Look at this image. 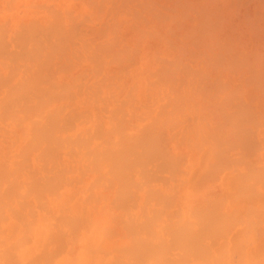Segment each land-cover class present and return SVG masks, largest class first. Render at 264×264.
Returning <instances> with one entry per match:
<instances>
[{"label": "bare ground", "instance_id": "bare-ground-1", "mask_svg": "<svg viewBox=\"0 0 264 264\" xmlns=\"http://www.w3.org/2000/svg\"><path fill=\"white\" fill-rule=\"evenodd\" d=\"M4 1H6V0H4ZM9 1L12 2V1H15V0H9ZM73 1L74 0H72L71 2H73ZM82 1H80L79 3H82ZM108 1L110 3L111 2L113 3V4H109V5H114V3H116V2L118 4V1L117 0H116V2H113V1H110V0H107L105 2L109 3ZM121 1H123V0H119L120 4L122 3ZM128 1L131 2V0H127L125 2L126 3H129ZM137 1L138 0H136V2L134 1L135 2L134 6L139 5L138 7L139 8L141 7L140 9H142V7L144 5L145 9L148 8V10L151 9V7H152L151 10L153 11V8H154L153 5L154 4L152 5L151 2L154 3V1L148 2L150 0H147L146 1L147 3H146L145 0H144V3L145 4H143V0H142V2L141 1L140 2L143 5L140 2H139L140 4L139 3L137 4ZM173 1L174 2H171V5L169 4L170 7H165V10L170 8V11L172 9H173L172 11H174L175 10L174 7L171 8V6H172V4L174 6V3L177 2L176 4L179 7L178 13H180V15L183 17L182 18L179 14H177L180 17V21L185 18L186 14L187 15L189 14L190 16H193V17H190L188 15V16H186V18H189V17L190 18H193V19L196 20V22L191 27L190 26L188 27L186 25L182 26V28L185 27V26L187 28L186 27H185L186 29L184 28L185 31H184V29H181L185 33H183L182 35L180 34L182 36V37L180 36V38H183L180 41H178V39H177L179 37H176V36H179L177 34L178 33L177 32L176 35H175V38L177 39L178 42H172V40H168V39H166L164 37L165 40L163 39V41L160 42V44H156V45H154V44L152 45L150 43V40L152 38H154L155 35L157 37L156 39H160L159 37L162 36V35L158 34V31L156 32V30L151 27L153 24L155 25L156 22H153L152 25L150 24L151 26L145 23V21H146V19H144L145 17H142L141 16V12L144 11V7H143V10H135V11H134V8H131L130 7L132 9V10L130 9L131 13L133 11V13L131 14V13H129L130 11L128 12V8L129 7L125 5L126 3H122V4H124L122 7L125 8L124 12L126 11L127 14L129 13V16H131V19L134 18L135 16H136V19H137V17H138V19L141 17L140 18V23L137 24V22H135L132 19L133 22L135 23V24H133V26H135V27H133L130 24L133 27L132 28L133 29V36L130 38V35H131L130 34L129 35V39H126L125 38L126 35H125L124 36V39L120 38V40H119L118 37H117V40H116V34L114 32L117 31V30H119V28L123 27V26L120 27V22L121 21L124 22L126 19L125 20H123V19L122 20H119L120 22L119 21H116L117 19L113 20L114 21V24L113 23L112 24H113V26L116 25L117 28H115V27H113L111 25L113 28L110 27L111 30H109V33L111 32L112 34H110V36L109 35L108 36H109V39L110 38H112V39H110V40L108 39L107 41H105V39L107 38V37L105 38V36H106L105 35V32H106L108 26H110V23L111 22L108 23L109 24L108 26H106V24H105L106 21L105 22L102 21L103 23H101V25H104L106 27V28L103 27V29H105V30H103L102 28H99V25L100 24L97 25V23H95V26L97 25L96 26L97 28L95 29L93 27V32H94V29H95V31L98 30L97 32L100 31L99 35L101 33H102L101 34L102 36L104 35L103 36L104 39L102 40L101 39L102 37H97L96 36V33L93 34V32L91 31L92 30V27H91V30L90 29L88 30L87 28H84L85 30L87 29L86 30L87 33H85V34L82 33V32H85L83 29L80 28L82 30V32L79 33L80 31H77L75 28H73V25L75 23H78V22H75V20L72 19L73 17L76 18V16H72L71 15L72 14L71 11H73V10H71L70 11L71 13H70V12L66 11V6H65V9L63 8L64 9V13L66 12L67 14H66V17H63V16H61V13L59 14V12H61L63 9L61 11L57 12L58 10L57 11L56 10L53 11L54 8L53 9L51 8L52 10H50V8L49 9L47 8L48 6L45 7V10L49 11V13H50L49 14L46 11L48 13V16H47L48 17V20H45L44 21V24L45 23H47V25L49 24L48 26L47 25L43 26V23H42V26H41V24H40L41 22H37L36 20L35 21H36V23H38V25H35V22H33L34 19H32L31 21H32V24L33 25H31V21L30 20L28 22V24L30 23L29 24L30 26L27 24V27L26 28H25L26 25L23 26L24 24H21L25 28V30L29 27L28 34H27V31L28 30H26V32L24 30L22 33L25 32L26 34H24V35L23 34L22 35L20 34V36L18 34L17 36H15L16 37V40H17V37L19 38V41L18 40H17L18 42L16 41L17 48H20L23 51V52L22 51H20V52L24 53L23 55L20 54L21 56H19L17 52H19L20 49L19 50H15L17 48L16 47L13 48L15 51H17L16 52L17 55H16V58L15 59L19 60L20 62L23 60L22 62L25 64L26 61H27L26 58L28 56H25L26 58L23 57V56L24 55H31L30 57H31L32 60L29 57V59L31 61H27V63H29V65L27 63L25 64L27 66V70H28L27 73H29V75L31 74L30 73V70H29L30 68H32L33 71H36V74L34 72V73H32L33 75L31 74V76H26V74H25V76H26L25 78H23L21 76H23V73L26 72V70H25V67L26 66L23 63H22L23 66H21L22 64L21 65H20V63L18 64L17 63V60H15V62H14V59H12V58L15 57L14 56L15 55V51L13 52L14 55L11 54L12 53L11 51H13V50H10V52L8 51L9 52V55L11 54V56H13L12 58L6 52V50H8V49H6L5 47H8V46H6L7 45V43H6L7 40H4V38L6 37L5 36L6 31L8 32V30H9V29L6 30V26H8L7 25L8 23H5L6 21H4V23H1L0 22L1 25H3V24L5 25V26L3 25L4 28L2 29V30L5 29L4 30V33H2L3 31L2 32L0 31V33H2V35H3V37L5 36L4 38H2V36L0 35L1 36V40L3 39V42L6 41L5 42L6 44H3L2 43L3 46L0 44L1 47H3L5 49V50H2L3 53L6 52L5 55L7 54L4 58L5 59H8V60H11L12 59L13 62H14L13 65H17V64L19 65V68H18L17 66L13 67L9 63V65L7 64L6 67L9 70L12 69V70H10L11 73L10 74L7 73L8 74L7 75V74H5L4 71H2L5 74V76L3 75V77L1 76V73H0V88H2L3 89V92H4V94L2 95V98H0V121L2 120L1 122H3L5 119H7L9 122L12 123V125L13 124H14V126L16 125L21 130V134L19 135V139H17L18 138L17 137L18 135L14 134V136H15L14 138H15V140L17 142H19V146L15 150L12 149L13 151H11V152H9L7 150L8 153L7 154L4 153V155L0 158V222L4 221V219L5 220L7 219L4 215L8 211H10V210H13V212L15 211L14 213L17 214L16 216H18L19 213H21L22 210H24V207L31 206V205H29V204H31V202L29 203V201H32L33 200V202H36V204H37V201H35V200L38 199L39 196H40V199H41L43 197V193L44 192H47L48 195H49L54 190H56V191L53 192V194H56L57 195L58 194L57 193V190L58 189H60L63 185H65V184L68 185V183L70 184L72 182L71 179H70L71 182L69 181V179L67 181V178H68L66 176L67 173L72 172V171H70L71 169L76 170L77 168H78L79 174L81 172H82L81 174H84V172H86V174H88V175L91 176V181L88 182V185L85 184V183H83V185L85 184V185H87V187L89 185L91 187L94 184H95V187L96 188L94 186H93V188H95V189H98L97 187H99L101 185L105 186V187H103V186H101V187L106 188V189L107 188H111L112 189V187H114L115 188L114 190H116V191L118 190L120 194L124 193L125 196L127 194H129L128 193L129 190H130V193H131L132 189H133V193L136 191V189H139V191L141 189H143L145 191H147V189L148 190L150 189L151 190L150 192L147 191V192H149L148 193L149 194V197L148 198L151 199V197L154 196L155 198L152 197V200L155 199L156 202H154L155 201L154 200L153 203L155 205L156 204L157 205H160V207H161V205L163 203L161 202V204H159L160 203V199H157L158 197H160V195L156 194L157 192L158 193L160 192L159 189H158V187H157V189H155L153 187L154 188L153 189L151 187V184L147 183L146 181L149 180V178L152 175H154V178L151 177L152 180L157 179L156 173H159V172L162 173V172L165 171V170L163 171V169H166V165H165V168H163L164 166H162V163H164L165 160H164V162L160 161L161 157H164V156H167V157H165L166 158V161L167 160L168 161L172 160V161H170V163L172 162V166L171 167H174L173 165H175V167L173 169H176L177 168V169H179L178 172H181L180 171L181 169L178 168L179 167L178 164H180V160L183 159V158L180 159V157H181L180 154L181 153L178 155L179 158H178V156L176 158L175 156H173L174 153L173 154L170 153V149L169 148H168L169 150L167 148H165L166 145H167V142L166 141H168L169 138L167 140H165V141H162V143L159 142V146H157L158 144L155 146V143H158V141L161 139V136H162V139L163 138L166 139V137H165L166 134H165V131L164 130L165 129H169L171 126H173L175 124L176 125L177 124L179 125L178 130H179L180 127H183V128L186 127L188 129L189 126H190V124L193 126L194 129L192 127L191 128L194 130V135H193V132H192V129L191 128H189V130H187L186 132H185V128H184V131H183V128H182L181 129L182 130L181 132H185V133L188 132V135L186 136V143L188 144V141H191V139H192L193 142L191 141L192 142L191 145L194 146L195 149L198 148V150H200V148H202L203 145L204 146H207V148L205 147L207 149V153L206 154L209 153V155L211 156V159L213 161V163L210 162V163H212V164H210L209 163V159L205 156L208 159V160H206V161H208V163H207V169H209L210 167L211 168L213 167V169L211 171L210 170L211 168H210L207 172H205V171L204 172L205 173H208L209 171L212 172L211 176L214 177V175H215V178H214L215 180L217 179L218 173L221 172L218 168H220V169L221 168H223V169L225 168V170H226L227 169L226 167L229 166L230 164H232L234 166V164H237L238 162H241V161L244 162V163L246 162V158H243L244 161L242 159H241V161L238 159V158H240L239 157L241 155L240 153H242L244 155L247 153V155H249V157L252 158L251 157L252 156L251 153L254 154L253 151H256V149L258 148V143H259V142H257L255 140V137L253 136V134L255 135L256 131H258V130H260L262 133H264V103L257 104V107H253V106H251L249 104V102L252 101V99H249V101L247 100V102L244 103L245 101L242 100V97H243L242 95L244 93H248V91H246V89H247V87L251 86L249 88H251V90H252V88L255 89V93H256V95L257 94L260 95L259 96L260 99L261 98H264V52L261 53V51H258L261 54L258 53L256 55V53H253L252 56L251 55L249 56V53L239 52L240 58L236 56V52L234 53L235 55H233L232 53H228V52H231V50H230V48H232L231 46L233 45V47H234V44L231 41L232 37L229 40V37L226 36L225 38H227L228 40L227 39L224 40V39H220V38L218 39L217 38L218 36L217 37L215 36V31H216V28L215 27H217V26H214V24L216 22L222 21V19H221L220 15L217 12H216V14H218L219 16L218 15L217 16L220 17V18H217L216 16H214V15H216L215 14V11H217L216 8H218V6L214 5V6H212L213 8L207 6L208 3H211L210 0H204L203 1L204 3H202V2L199 3L201 0H199V1L198 0H173ZM223 1H225V0H222V2ZM237 1L238 2H242L243 1V3H241L240 5H244V4L250 5V3L253 2V7L254 8L256 6H258V7L255 8L257 10L253 13V16H250L249 15L250 16L249 18L247 16V18L243 22H246V23H249V24L251 23V25H254L255 28H253L252 26L250 28L255 29V30H258L259 34L261 35V40H262V38H264V36H262V35H264V26H262V25H264V24H262V23H264V0H242V1L241 0H237ZM11 2H9V3H11ZM212 2L215 3L214 0ZM229 2H232V0H230ZM7 3H6V6H4L5 7L4 9H6V7H8L7 6ZM30 3H32V2L30 1ZM30 3L26 7L29 8ZM83 3L86 4L85 5L86 6L85 8H88V6H89L90 7L89 10L92 9L91 12L94 11V14L97 15V17H96L93 14L94 15V18L95 17L96 18L100 17V18H98V19H100L99 21H101V19L105 18L106 16L108 18L109 15H110L109 16L110 18H113V17H115V15L118 14V12H120V14H121V11H122V9H120L121 11H119V9H118L121 5H117L118 8L115 7L116 5H114L113 7H115V9L117 8L116 11L115 10L114 11L112 10L113 7H106V8H110L111 9V10L109 9L110 12H113L114 14L113 13H110L109 14V11L106 8L105 9L108 12L107 11L106 12H103L101 10V7L103 6L102 5L103 0H85V2L83 1ZM149 3L151 5V7L149 6ZM254 4H255V6H254ZM42 5H44V4H42ZM42 5H39V6H42ZM80 5H81V7H83V4H80ZM140 5H142V6H140ZM157 5H158V3H157ZM30 7H35V6H30ZM126 7H128V8H126ZM225 7H226V5H225ZM230 7H233V6H230ZM230 7L228 9H230ZM43 8L41 10L44 11ZM163 8H161V9H163ZM210 8H212L213 10H211ZM238 8H237V12H238ZM228 9H226V10H228ZM259 9H260V12L262 13V15H261L260 12H258L260 15H256V14H258L257 11ZM6 10L8 11V9H6ZM81 10H83V8ZM81 10H78V11H81ZM89 10L86 9V11H89ZM117 10H118V12H117ZM151 10H150L149 13L147 12L146 14H148V15L151 14V17L153 16L152 18H154V21H156L160 17L161 18L159 20H157L158 22L161 19H164L166 16L170 17V15H166L165 16L164 13H161L156 8L154 9L155 12H153V13H155V15H154L153 13H151L152 12ZM235 10H234V13H237V12H235ZM7 11H4V12H7ZM9 11L11 12L12 9L9 10ZM43 11H41V12L43 13ZM50 11H53V12H50ZM138 11H140V13H137ZM175 11H177V10H175ZM212 11H213V13H212ZM0 12H3V11H0ZM38 12L39 11H37L36 13H38ZM42 13H41V15H42ZM134 13L136 14L135 16L133 15ZM160 13H161V16H159ZM39 14H38V16H39ZM120 14L117 17H120V19H121V16H123V15L121 14V16H120ZM211 14L212 15L214 14L213 17H215L213 19V21L211 20V18H212V15ZM43 15H44V13H43ZM45 15H46V13H45ZM45 15L43 17H45ZM67 15L69 17H71V18H69ZM76 15L79 16L80 14L77 13ZM18 16H19V14H18ZM124 16H127V15L124 14ZM154 16H156V20H155V17ZM173 16H174V14L171 15V17H170L171 20H169L168 17H166L164 20H166V19L169 20L170 24H171V21H172V23H174V21H176L177 22L176 25L179 26V24H180V26L179 27L178 26L177 27L175 26V29H180L181 28V24H183V23H179L176 20V18L173 17ZM67 17H68V20H71L70 21V25L69 24H66V22H67L66 21V18ZM82 17H86V21H89L87 19V16H84L83 15ZM162 17H164V18H162ZM172 17H173V19H175L174 21H173ZM43 19H45V18H43ZM109 19H107L108 20L107 22H109ZM131 19L130 20H127V22L128 21L130 22ZM143 19L145 21H143ZM193 19H190V20L192 21ZM83 20H85V18ZM150 20H151V18H150ZM164 20H163V22H165ZM190 20H189V22H190ZM7 21H8V19H7ZM73 21L75 23H73ZM81 21L82 20H80V22ZM146 22L149 23L148 21H146ZM213 22H215V23H213ZM238 22H240V21H238ZM71 23H73V24H71ZM98 23H100V22H98ZM161 23H162V20H161ZM78 24H81V23H78ZM121 24H122V22H121ZM123 24L125 25V22ZM218 24L219 23H216L215 25H218ZM21 25L19 24L20 27H22ZM66 25H68L69 28ZM71 25H72V28H71ZM84 25H86V24H84ZM130 25H127V26L130 27ZM79 26L80 25H78L77 27H79ZM88 26H89V24H88ZM127 26H125V27H127ZM230 26L226 30H228L229 28L232 30V28ZM246 26H247V24H246ZM2 27H0V28H2ZM48 27H49V29H47ZM125 27H123V28H125ZM218 28H219V30H222V27H221V29H220V27H218ZM245 28H247V27H245ZM73 29H75V33L74 32H71V31H74ZM101 29H102V31H101ZM162 29H165V31H166L165 33H168L170 31L171 32V35H170V33H168L169 36H172L173 35V31L170 28V26H168L167 29L166 28H162ZM20 30H22V29H20ZM38 30L41 31V32H39L40 34L37 33ZM124 30H126V28ZM231 30H230V32H231ZM76 31L80 35L82 34V36L85 35L84 38H82L80 36L82 38V39L80 38L81 41L83 40L82 42H80V44L78 43L79 41L76 38V36L79 35V34L78 35L76 34ZM89 31H91V34H93V36L95 35L94 36L95 38L93 36H92L93 38L88 37L87 34H88ZM103 31H105V32H103ZM129 32H131V31H129ZM258 32L257 33L254 32V33L258 34ZM113 33H114V36L112 37ZM119 35L117 34V36H119ZM183 35H184V37H183ZM258 35H256V36H258ZM120 37H122V36H120ZM237 37L234 36L235 41H237ZM75 38L78 41L77 43L76 42H73L75 40ZM99 38H100V41H99ZM113 39L116 40V41H114ZM111 40H113L114 42L111 41ZM11 41H13V40H11ZM102 41H104L103 42L104 44L106 42H107V44L109 43V45L107 46V44H106L104 46V44H102V46H101L100 44H101ZM169 41H171V42H169ZM246 42H248V41H246ZM8 43H10V41ZM73 43L74 44L75 43L78 44L77 45L78 48L75 45L76 46V49H75ZM153 43H155V42H153ZM238 43L239 42L237 41V44ZM239 45H243V44L239 43L238 46ZM14 46H15V44H13V47ZM150 48H152V52L150 50L151 53L148 50ZM144 49H146L147 51L143 54L141 52ZM162 49L168 50L167 52L169 54H171L172 57L166 58V57L160 56L159 55V52ZM0 50H1V48H0ZM2 51L0 53H1L2 56H4V54H2ZM42 51L45 52L44 55H46V56L43 57ZM47 51H49V52H47ZM25 52H27V54H25ZM184 53H187L188 54V57L187 58H189L190 56L193 57V61H190L189 64L192 63V62H194V61L196 62V65L195 66H200L199 64H201V65L203 64L202 66H204V67L206 66L205 67L206 70L209 68V72H206L205 69H204V72L201 71L202 72L201 73L200 70L197 67H191V68L189 67V69H188V63H187V60L188 59L186 60V62L183 60L185 58L182 59ZM242 54L244 55L243 57H245V59L242 57ZM95 55L98 56V57H96ZM165 55H166V53H165ZM7 56H9V58H7ZM17 56L22 57V58H19L18 59ZM91 56H93V58ZM246 56L248 58H246ZM95 57H96V59H95ZM138 57L139 58L143 57V59L141 58V60H143L145 63H148L151 60V62L154 64V68H152V71L149 70L146 73L147 74V78H149L150 76L152 78L154 77V80L153 81H156V83L154 82L155 83L154 85L152 84L153 82L150 83L148 81L151 78L146 79V77H143L144 79H141V78L138 79L136 77L135 78L132 77L133 79L131 80V78H130V81L127 79L128 75H131L133 73L131 71L132 66L135 65L136 62H139L138 61ZM23 58H25V59H23ZM82 58H85V60H87V59H89V60L94 59V60H91L93 62L92 65L89 62V64L92 67L93 73L92 74H88V77H87V79L85 78L86 79L85 81H86V84L87 83L89 84L90 82H87L89 80L88 78L92 79V82L91 83H92V85L93 84H96V87H95V85H93L96 89H94V87L92 86L93 87L92 89H94L95 91L94 90L91 91V88H90L91 86L90 85H87L90 88V90H89V88L87 86H85V88L87 87V89L90 91V92L88 91L89 93L87 91L85 92L86 94L87 93L89 94L88 97H86L87 95L85 93H83L85 89L83 88L81 90L82 82L84 80V79L82 80V78L85 77V76H83L82 78L80 77L81 79L79 78V82L80 83H78V84L75 85L76 82H74V81H77L78 82L77 77L82 76V74L84 73L83 72L84 69L86 70L87 67L81 68V69H83V71H81V69L79 70V71H81V73L78 74L79 76L76 74V77H73L74 79L70 77L71 80L69 81L67 79V81H69V82H65L64 85H60L61 83L62 84L64 83V82H61V81H59L61 83L58 84L57 82H54V80H53V82H52L53 85L51 84V82H49V83L47 82L48 83L47 84L46 81H44V80L51 81L50 79H53L54 78L52 75L57 72L55 69H58V71H60V69H61V71L63 73L65 72L66 77L69 78L68 77L69 76L68 73H69L70 70L68 71V66H70L69 67V69H70L73 66L71 64L75 60H77V61L80 60L81 61ZM0 59L3 60V58H1V57H0ZM20 59H22V60H20ZM51 59H54V60H57V59L60 60L61 59L63 62L60 61L61 62V63H59L60 64V67H59V64H58V68H57V66H55V68H53L54 69L53 70L52 69V65L54 67L55 63L51 62L52 61ZM12 60H11V62H12ZM33 60H35L34 61L35 62V66L36 65L38 66V67L36 66L35 69H33V63H31V62H33ZM85 60L82 61V62H85ZM151 62H149V64ZM4 63L2 64V61H0V64H2L0 66H3ZM76 64L79 65L78 63H76ZM89 64H88V69H87L86 72H89L90 73L91 68H89ZM9 66L11 68H9ZM29 66H31V67H29ZM39 66H40L41 70L39 69ZM139 66H137L136 68L138 69ZM151 66H152V64H151ZM202 66H201V68H202ZM20 67H23V69L21 70V72H23V73L21 74V76L18 73V76H20V79H22V81L19 83V81H17V78L18 77L15 75V73H17V72H16V69L14 70V68H17V69H19L18 71H20ZM147 67H149V66H147ZM3 68L5 69L4 66H3ZM64 68L66 70H64ZM78 68H79V66H78ZM42 69H43V71H42ZM50 69H52L53 71H51ZM104 69H106V71L108 72L107 74L104 72ZM107 69H109V71ZM132 70H133V68H132ZM38 71H39V74H37ZM67 71H68V73H67ZM135 71H136V69H135ZM7 72H9V71L7 70ZM41 72H42V75L43 76L41 75ZM75 72H76V70H75ZM226 72H228V73L230 72L231 75H234L235 74L234 76L238 77V81H240L239 78L243 75L244 76V79H243L244 84H243V86L241 85L242 82H240V85L241 86H238L239 83L237 84V86H232L231 84H229L231 82L229 80L227 81V76L230 78L231 75L230 74L228 75ZM143 73H144V71H143ZM236 73H238L239 75H237ZM146 74H144V75H146ZM13 75L15 77H17L16 78V81H15L16 83H14V84L7 83V82H10L11 79H13ZM140 75H141V73L138 76H140ZM41 76H42V78H41ZM8 77L9 78L12 77V78L11 79H7V80H4V81H7V82L1 81V79L3 80V78L6 79ZM91 77H94L95 79L97 78L96 80H97V82L98 81L99 82L96 83V80H93L94 78H91ZM18 80H19V78H18ZM40 80H43L44 83L47 84L46 86H49V84H51V85L49 87H46L45 84H42V81H40ZM241 81H242V79H241ZM71 82H73L74 84L71 83ZM54 83H55V85H54ZM56 83H57V85H56ZM7 84H9V85H7ZM86 84L84 83L83 85H86ZM98 84H99V86H98ZM43 85L46 88L43 87ZM235 85H236V83H235ZM77 87H79V90H77L78 89ZM99 88L102 89L101 92H100ZM164 88L165 89H168V91L169 90L171 91V97H170V99L166 98L165 103H163V105L161 104V108L162 109H158L159 111L155 113L156 115L153 118H150V120L152 119L150 122L143 123V125H141V126H139L140 125L139 124L138 125L139 126L138 128L137 127L135 128L134 127V124L133 125L131 124V126L136 129L135 131L126 130L127 127L123 125V122L127 121V119L125 120L123 118V116L124 115L125 116H128L124 112L126 110H129L130 108H132V105H133L132 99H134V98L131 96V93L133 92L135 94L138 90H143L145 92L146 91L148 92L149 90H155V93L157 91L158 95H160L159 94V91L161 90L160 92H162ZM74 90H76L75 93L78 96H82V95H79L81 93L85 94L86 95L85 97L87 98V101L92 100L93 101V104L94 103H97V102H100L101 104L97 103V105H95V106L93 105L94 109H97L96 106H100V109H99L98 112H99L100 115H102V118L105 117L103 115L108 114V118H110L112 121L109 120L106 117L109 120V122L107 123V121H106L104 123V127H103L102 126V123L103 122L100 121L101 118L99 116L97 117V115H95L96 119H94L95 117L93 119L87 118L88 117L87 115H90V112H88L89 113L88 114L85 109H83V110H85L86 112L83 111L82 108H80V111H82L81 113H83V114L77 113V112L75 114L74 111H73V108L74 107L71 108L70 105L67 106L64 102L63 103L65 104V106L63 104L58 105L60 102H62L63 99L65 100L64 97H66L67 95H68V97H66V98H68V100H70V101L71 100L73 101L74 96H73L72 93L74 92ZM119 90L121 91V93H120ZM80 91H82V92H80ZM170 91H169V93L167 92L166 94L165 93H161V94H163L164 97H167L170 94ZM68 92H71V94H69ZM77 92H79V93H77ZM101 93L108 94L109 95V96H107V102L106 101H105V103L102 102L103 101L102 99L105 98V100H106V96L101 98ZM111 93H116V95L118 94L119 97L117 96L118 98H116V100H114L113 94H111ZM69 95H71V96H69ZM142 95L143 96L146 95V96H144V98H145V101H147L146 98L149 97V96L147 94H145V93L142 94ZM240 96H241V98H240ZM252 96L254 97V95H251L250 97H252ZM85 97H84V99H85ZM110 97L113 98L112 100H114V104L113 103L112 104H109L110 102H113L111 100H110V102H108V99H110ZM114 97H115V95H114ZM135 97H136V95H135ZM141 97H139V98H141ZM164 97H163V99H164ZM155 98L157 99V97H155ZM159 98H160V101H161V97H159ZM238 98H240V100ZM257 98H258V96H257ZM136 99H137L136 100V102H137L138 101V98L136 97ZM156 99H153V100L156 101ZM255 99H256V97H255ZM149 100H151V99H149ZM241 100L243 102H241ZM258 101H259V98H258ZM260 102H262V100ZM68 103H70V102L68 101ZM146 103L148 105V102H146ZM153 103H155V102H153ZM82 104H84V103H82ZM90 104H91V101H90ZM74 105H76V104H74ZM135 105H137V104L135 103ZM166 105L168 106V108L166 110H164L167 107ZM66 106L70 108L69 111H72V114L71 115L68 112L67 108L65 110V107ZM145 106H146V104H145ZM145 106L142 105L143 108ZM154 106L155 105H153V107ZM159 106H160V104H159ZM164 106H166V107H164ZM61 108H64V109L61 111ZM137 109H139V108L137 107ZM154 109H152V110H154ZM156 109H157V107H156ZM87 110H88V108H87ZM131 110H134V109H131ZM152 110L151 111L150 110L147 111V112H150V113H146V111H144V112L147 115H149V114L152 113ZM64 111L66 113V114L64 113L66 116L63 114L62 118L59 117ZM131 112H132V114H130L128 117H132L133 111H131ZM144 112L142 114H144ZM183 112L184 113H188V114L190 112H192L193 115H194V113L195 114H199V115H201L202 119L199 118V121H198V119H196V117H195V119H196L195 120L194 119V116H193L192 117V119H193L192 122L194 124H192L190 122H189L190 124H188V121H187V124H185V122H184L185 120H182L181 121V119H180L181 116H183V114H181ZM74 114H75V116H74ZM84 114H87V115L86 116H83ZM177 115H180V116H178L179 118L177 117ZM186 115L184 114V116H186ZM64 116L67 117L66 118L67 120L65 119L63 121V117ZM144 116H146V115H144ZM69 117L71 118V121L69 120L70 119ZM78 117H80V118H78ZM186 118L188 119V116H186ZM144 119H145V117H144ZM190 119H188V120H190ZM206 119H207V121L202 124V121L203 120H206ZM74 120L76 121V123L73 122ZM98 120L100 121L99 124L97 122ZM103 120H104V118H103ZM195 121L196 122L198 121V122L195 124ZM134 122H135V120H134ZM5 123H7V122H5ZM86 123L87 124L96 123L98 125H94L93 124L94 126L90 128V127H88V125ZM126 123H127V125L129 124L128 121ZM108 124H109V127L107 128ZM6 125H8V124H6ZM80 125H82V127L85 126V125H87V126H85L87 128H85V127L82 128V127H80ZM185 125H187V126H185ZM125 127H126V129H125ZM171 130H172V128H170V131ZM178 130L175 131V126H174V130H173L174 133L173 132L170 133V131H168L169 134H170V136H171V137L169 136L170 137V140H172L175 137V135L177 136L178 132H180ZM5 131H7V130H5ZM14 131L15 130L13 129L12 132L14 133ZM163 131H164V134L162 133ZM181 132H180L181 136L178 134L181 137V139H179L180 137H178L177 140H176V137L174 138V140L176 141L177 144H179V143L182 144V142H181L182 137L185 136L184 135L185 133L182 134ZM196 132L198 134H196ZM4 133H6V132H4ZM173 134H175V135H173ZM188 136L191 137L189 140H188ZM262 137H264V136H262ZM14 138L12 139L13 141H11L12 142V146H13V143L15 142L14 141ZM2 141H3V139H2ZM17 142H16V145H17ZM163 142H166L165 143L166 145ZM183 142H185V140ZM183 144L186 145L185 143H183ZM160 145L161 146L164 145V146L161 147ZM188 145L190 146V144H188ZM188 145H187V147H189ZM159 147H160V149L161 148H164V149H161V151H160L159 150ZM226 148H227L228 151L231 150L232 148L233 149L234 148L237 149V153H238L239 156L237 155V157H236L237 159L235 161H234L235 158L234 159H231L230 158V155H229V157H228V155L226 157V155H225L226 152H224V149H226ZM259 148L264 149V146H261V147L259 146ZM259 148H258V150H259ZM208 149H210V151ZM227 150H225V151H227ZM168 151H169V153H167ZM168 154H169V156H168ZM204 155H205V153H204ZM153 156H158V160L160 162L157 163V164H158L159 168H162V170L159 169V171H158V169L157 170L155 169V171H157V172H154V174L152 173L153 172V170H152V172H151L152 175L149 174L150 177L148 178L147 177L148 174L146 176L142 175V173L146 174L144 170H143L144 172L142 171V169L143 168L145 170L147 169L145 167L146 163H148V161H149V163H151L150 162V160H152L151 158H153V159L156 158V157H153ZM172 156L175 157V159H172ZM259 156H260V154H259ZM62 157L68 158L69 161L68 160H65V161L63 160L64 162H62L61 161ZM183 157L185 158L184 155H183ZM241 157H243V156H241ZM37 158H38V160H41L43 162L42 163L43 166H42V164H40L41 166L39 168L41 169V172L43 173L44 177H43V175L42 176H38L37 175V172L36 173L34 172V170H35L34 168H33L34 170H30L32 168L29 169V167L31 165V164L29 165V160H32V159L33 160L34 159L36 160ZM145 159H146V163L143 162V161H145ZM163 159L164 158H162V160ZM176 159H179V161H177ZM155 160H157V158L154 159V161ZM232 160L235 163H233ZM257 160H256V162H257ZM201 161H203V160H201ZM206 161L204 162V164L206 163ZM242 162L240 164H243ZM248 162H249V160H247V163ZM76 163H83L84 165L83 164L82 165L84 167H82L81 169L79 168V166L75 167L76 166L75 165ZM170 163H168V165ZM183 163H185V162H182V164ZM251 163L254 164V162H251ZM251 163L249 164L250 166L253 165ZM259 163H257V164H259ZM46 164H47V166H46ZM159 164L161 165V167H160ZM221 164L225 165V167H223V165L221 166ZM77 165H79V164H77ZM142 165H144V166H142ZM147 165H149V164H147ZM151 165L149 167L150 170H151ZM208 165H210V166H208ZM249 165H247V166L244 165V167H243V170L244 171H241V172H239L240 170L239 171L235 170V168H233L231 170L230 169L231 166H230V168H228V169H230V171H228V169H227V171L229 173H234V171H237L236 174L234 173L233 175H235V176L237 175L238 177L240 176L239 179L237 177L235 179V180H238L237 181L238 183L236 182V184H235L236 185V192L234 191V193L239 194L240 197H242V195H243L244 198L246 197L244 195H247L248 200H249V198H252V197L254 198V197H257V196L258 197L261 196V195H259V192L255 190V188H257V185L258 184H259L258 186L261 185L260 187H264V169H262V167H261L262 165L261 166L259 165L261 168L257 167V169H256L255 168L256 164H254L255 166L253 165V168H255L256 170L255 169H251L252 166L250 167ZM69 166L70 167L72 166L75 169L72 168V167H71V169H69L70 168ZM245 166H246V168H245ZM248 166H249V168H247ZM44 167L46 168V170H45ZM42 168H44V169H42ZM140 168H142V169L140 170ZM156 168H158V167H156ZM177 169L175 171H176V174H177V176L179 178V175H181V174L178 175ZM47 170H49L50 174H47ZM52 170H55V171L53 172ZM68 170H69V172H68ZM168 170H172V168L171 169H168ZM198 170H199V168H198ZM51 171H52V173H51ZM141 171H142V173H141ZM146 172H147V170H146ZM172 172L171 171L170 172L167 171V174L169 173V175H172ZM187 172H186V175L188 174ZM216 172H217V174H216ZM38 173H40V172H38ZM148 173H149V171H148ZM194 173L196 174L197 172H194ZM205 173H201L200 174V177H201L202 174H204V176L202 175L203 176L202 178L207 180V176L205 175ZM140 174H141V176H140ZM45 175H47V176L45 177ZM173 175H175L174 172H173ZM82 176H80V177H82ZM143 176H144V178L147 177L148 179L147 178H145V179L143 178V181L142 182L140 181L142 183V185H141V184H139L140 182L138 181V178L139 177L141 178ZM197 176H198V179H199V174ZM211 176H209V178ZM80 177L79 178H76V179H79V181H81ZM162 177H164V176H162ZM167 177H168V179H171V180L172 179L173 180L175 179V176H174V178H173V176H172V178H171V176H167ZM74 178H75V176H74ZM140 178H139V180H141ZM164 178H162V179L164 180ZM202 178H201V181L203 180ZM209 178H208L207 181L214 180L212 178H210V179ZM226 178H227V176H226ZM168 179H166V180L168 181ZM152 180H149V182L152 181ZM159 180H160V177H159ZM166 180H164V181H166ZM206 180H204V182H200V183H196V181H195L196 187H199V189L198 188H195V189H197L198 191H200L202 187H204V189L207 188L206 185L203 186V184L205 183ZM235 180H234V183H235ZM154 181H152V182L154 183ZM66 182H68V183H66ZM78 182L76 181L75 183H78ZM133 182H135V183H133ZM143 182H145L147 186H144L145 184L143 185ZM181 182L182 181L180 179V183H178V184L179 185L182 184ZM197 182H198V180H197ZM89 183H91V184H89ZM96 183L99 186H97ZM161 183H162V181H161ZM163 183L165 184V182H163ZM198 184L201 185V186H197ZM232 184L233 183H231V185ZM176 185H174V187H176ZM149 186L151 188H149ZM73 187H75V186L73 185ZM87 187H84V190L85 189H90L89 187L88 188ZM136 187H139V188H136ZM145 187H147V189H145ZM165 187L167 189L168 188L170 189V190L169 189L167 190L165 188L166 189V192H167L166 193L167 195H170L171 194L170 192L168 193V191H171L172 192L171 189L172 188L175 189L172 186V184L171 185L168 184V186L166 184ZM177 187L179 188V186H177ZM103 188H101V189H103ZM233 188H234V186H233ZM81 189L83 190V188H81ZM163 189H164V187L161 188V190H163ZM82 190H80V192H82ZM91 190H92V187H91ZM152 190H153V192H152ZM154 190H156V192ZM89 191H88V194L87 195L90 194ZM124 191H127V192H124ZM175 191H173V192H175ZM85 192H86V190H85ZM173 192H172V194H173V196H175V194ZM193 192H196V191H193ZM92 193H94V192L91 191V194ZM151 193H152V195H151ZM153 193H155L156 195L155 194L153 195ZM206 193H207V191H206ZM41 194H42V197H41ZM117 194H118V192H117ZM117 194H114V195L117 196ZM120 194H118V196H120ZM124 194L121 195V199L123 198ZM159 194H161V192ZM214 194L216 195V194H220V193L219 192L218 193L217 192H213V195ZM260 194L264 195V193H260ZM87 195L85 194V196H86L85 199L88 197ZM164 195L162 194V197ZM209 195H207V197ZM213 195L211 194V196H213ZM221 195H223V194H221ZM225 195L226 194H224V196ZM95 196L92 195L91 198L89 197L87 199H92V198H93L92 200H94V199H100V198H98L97 195H95ZM116 196H114V197H116ZM173 196H172L171 199H173ZM235 196H236V194H235ZM56 197L58 198L59 197V194ZM114 197L112 198V200L114 199ZM162 197H160L161 198V201L162 200L164 201V199ZM169 197L165 196L164 198H169ZM215 197H217V196H215ZM215 197L213 196L212 199H214ZM262 197H264V196H262ZM225 198H226V196H225ZM235 198H233V199H235ZM40 199H38V200H40ZM102 199H104V198H102ZM126 199L129 200L128 197L127 198L125 197L124 200H126ZM131 199H132V196H131ZM205 199H206V202L205 203H207L208 200H211V197H210V199L208 198V200H207L206 197H205ZM216 199H218V198H215V201L212 200V201H214V204H213V202H209L208 201L209 203H207V204H209V205L206 204L203 207L200 206V208L202 207L204 209L203 210L202 209L198 210L199 212L196 211V214H194L195 213L194 210L196 209L195 208L193 210L194 213L191 212L193 216L195 215L194 218H193L194 219L193 222L190 221V222L187 223V221L184 220V221H186V223H185V222H182L183 220L182 221L181 220L179 221L177 218H175V221L178 220L176 222V226H175L174 221H171L169 219L170 222H173L174 223V226L177 229V232L178 233H176V234H175L176 231L173 230V225H171L170 222H169L170 223L169 224L170 227H167V226H169L168 225V221L169 220H166L167 221L166 222L167 223V225H166V228L167 229L166 228H163V229H165L164 231L167 232V233L168 232L171 233L170 231H167V230L169 228H170V230H173L174 233L172 231L171 234H174V235L173 236L170 235L169 237L172 239L171 241L175 245V249H177L178 253H179V251H181L180 253H182V251H183V253L185 252L182 255L180 254L181 255V257H180L181 259H179V260L181 262L178 261V263H180V264L181 263L182 264H186L188 262L187 260L190 259L189 261L190 262L193 261V263L195 262L194 264H212L211 262H212V259H213L214 256L212 258H210L211 252L213 251V250L211 251L210 248H211V245H213V242H214V244H216V242H218L217 240H219V238H220L221 235H222L221 238L222 237L224 238L226 236V235H224L222 233L224 231H227L225 229H228L229 230L231 228V225H235V224H232L233 221L235 223H239L240 224V222H238V221L242 220V219H240V217L243 216L242 215V213H243L242 210L244 209L242 207L243 204L241 203L242 200L239 199L240 200V203H241L240 209L242 208L241 209L242 212L241 211L238 212V214L241 215L240 217L238 216V219H239L238 220V219H235V217H234V214L237 213L236 211H232L230 213V211H231L230 210L228 212V214H226L223 211L224 213L221 212V213H223L222 214L223 216L220 215V214H218L219 209L222 210L223 207H221L222 206V204H221L222 203L221 196H220V199L219 200H216ZM44 200L45 199H43L41 201V203H39L40 202L39 201L38 202V205L41 206L43 204V206H45L44 204H45V202L47 200L45 202H44ZM122 200H120L119 202H121ZM148 200H147V202L145 201L146 204L148 203ZM152 200H150V201H152ZM113 201H115V200H113ZM166 201L168 203V200H166ZM219 201H221V202H219ZM249 201L253 202L254 200L252 199V200H249ZM123 202H125V204H126V201H123ZM255 202H256V200H255ZM132 203H133V200H132ZM170 203H171V206H172V201L171 200H169V203L168 204H170ZM203 203H204V201H203ZM218 203H220V205ZM237 203H235L236 206L238 205ZM223 204H224V201H223ZM253 204H255V203H253ZM262 204H264V202H262L260 204V206H259V204H257L258 205L257 212H259V210H262L261 209V206L264 207V205H262ZM126 205H125V207L128 210V205L127 206ZM148 205L151 207L150 204H148ZM164 205H165V203H164ZM200 205H203V204H200ZM250 205L251 206H247V207L248 208L251 207V209H252L253 208L252 207V204H250ZM13 206H17L18 208L20 206L22 208V209L19 208V209H21V212H17L16 213V209L13 208ZM119 206H121V205H119ZM142 206H144V205H142ZM163 207L164 206H162L161 209ZM194 207H196V206L194 205ZM194 207H192V209ZM31 208L28 207L27 211L30 210L31 212H33L32 214L34 215L33 207H31ZM143 209L145 210V207ZM198 209H199V207H198ZM231 209H233V208H231ZM141 210H142V207H141ZM153 210H156V209H153ZM158 210H160V209H157V211ZM165 210H167V209H165ZM189 210H190V208H189ZM235 210H238V209H235ZM249 210L250 209H248L247 211H245L246 212V214H244L245 215V218H246V216L256 215V214H254L256 212L255 209H253L252 211H249ZM161 211H163V210H161ZM234 212H236V213H234ZM27 213H24V215L27 214ZM167 213H168V211H167ZM167 213H166V215L169 214V213L168 214ZM189 213H190V211H189ZM232 213H234V214H232ZM249 213H251V214H249ZM11 214H12L11 216H14L15 217V215L13 213H11ZM21 214L23 215V213H21ZM123 214H124V210H123ZM163 214H165V213H163ZM262 214H264V213H262ZM30 215H31V213H30ZM30 215H29V217H32V219L34 220L33 216H30ZM146 215L147 214H145V216ZM151 215H152V213H151ZM159 215H160V217L162 216V214H159ZM177 215H178V213H177ZM134 216L133 217H130V218H134ZM156 216L159 217L157 214L155 216L154 215L151 216L153 218L150 217V219H149V216H147L148 218L147 217H144L143 220H145V218L148 219V221L146 220L147 222L145 221V223H147L146 226L148 224H151L152 223L151 222L152 220H153V223H155V221H154L155 218L154 217H156ZM157 217H156V219H157ZM255 217H257V216H255ZM259 217H261V215H259ZM19 218L22 219V218H24V216L23 217H19ZM125 218L127 219V217H125ZM136 218H137V216L135 217V219ZM169 218H171V216ZM247 218L249 219V221L252 220V219H250V217H247ZM247 218H246L245 221L248 220ZM15 219H16V217H15ZM15 219H14V221L17 220L19 222L18 219H16V220ZM25 219H26V217L24 218V220H20L22 222V224H25V223H29L30 224L31 223V221H29V220H27V222H26ZM63 219L66 221L68 218H63ZM63 219H61L59 221H62ZM73 219H75V218H73ZM78 219H80V218L79 217L76 218V220H78ZM179 219H180V217H179ZM143 220H140V221H143ZM160 220H162V219H160ZM235 220H238V221L236 222ZM149 221H150V223H148ZM245 221H242V222L245 223ZM21 222H19L20 225H21ZM75 222H77V221H75ZM80 222H82V221L80 220ZM159 222H161V221H159ZM258 222H260V220ZM59 223H62V222H59ZM67 223H70V222L68 221ZM135 223H134V225H135ZM145 223L143 225L144 228L146 227L145 226ZM248 223L251 224V222H248ZM252 223H253V221H252ZM164 224H165V222H164ZM177 224H179V225H177ZM229 224H230V226H229ZM122 225H123V222H122ZM161 225H160V227H161ZM194 225H195V228L193 227ZM242 225H244V224H242ZM245 225H246V223H245ZM252 225H255V223H253ZM137 226H139V225H137ZM149 226H151V225H149ZM178 226H180V229H178L179 228ZM141 227H142V225H141ZM192 227L194 228V230H192ZM125 228L128 229L127 227H125ZM223 228H224V231L222 230ZM247 228L250 229V226L247 227ZM163 229H161V233H162V230ZM196 229H198V230H196ZM249 229L247 230V232L248 231L251 232ZM133 230H135V229H133ZM231 230H232V228H231ZM1 231L3 232L4 231V228H3V230H0V233H1ZM21 231H22L21 234L25 232V231L22 230V228H21ZM27 231H29L28 228H27ZM255 232L256 231H253L254 237L256 236L255 235L256 234ZM143 233L146 234L145 232H143ZM148 233H147V235H148ZM247 234H245V236ZM23 235H26L28 237L27 232H25V234H23ZM129 235L131 236V233ZM136 235H138V232H137ZM161 235H162V237L164 236L163 234H161ZM143 238L145 239V237H143ZM165 238H161V239H164V241H165ZM238 238L236 239L237 241H238ZM16 239H18V238H16ZM131 239H133V238H130V240ZM134 239L135 240H132L133 241L132 243H134V241H136V242L138 241L136 238H134ZM0 240H1V234H0ZM139 240H140V238H139ZM142 240L143 239L141 237V240L140 241H142ZM223 240H225V238ZM244 240L245 239L239 240V243L243 242L242 243V246H240V247H243L244 243L246 242V241L244 242ZM1 242H3V240L0 241V244H1ZM158 242H160V241H158ZM168 243H166V244H168ZM141 245L143 246L144 244H141ZM135 247L140 248L139 249L140 250L139 253H140L142 247L141 246L138 247V242H137V245H135ZM135 247H133V249ZM145 247H146V245H145ZM162 247H164L163 248L164 251L161 249L162 250L161 253L162 252L164 253V254H162V257L164 255V258H166L165 257L167 255L166 253H168L166 251L167 245L162 246ZM168 247H170V246H168ZM238 247H239V245H238ZM228 248H230V246ZM143 249L144 248H142V250ZM225 249L223 250V252L225 251ZM2 250L4 252V247H3ZM2 250H1V247H0V262L4 259L3 256H2ZM135 250H138V249L135 248ZM215 250H216V248H215ZM127 251L129 252L130 250H127ZM154 251H152V252H154ZM147 252H149V251H147ZM223 252H221V253H223ZM137 253H138V251H137ZM137 253H134V254H137ZM187 253H188V255L189 254L190 255L188 256ZM221 253H220V256H221ZM225 253L226 252H224L223 254L226 256L227 253L226 254ZM155 254H156V252H155ZM174 254L176 255V252ZM153 255H152V257H154L156 259L157 257H155ZM180 255L179 254L176 255L177 258ZM142 256H143V254H142ZM147 257H149V256H147ZM162 257L159 256L158 258H162ZM141 258H138V259H140V262L142 260ZM182 258H184V259H182ZM215 258H216V255H215V257H214L213 260L216 261V263H218L219 261L215 260ZM163 259H162V261H163ZM166 259L168 260V258H166ZM218 259H221V257L218 258ZM156 260H158V259H156ZM167 260L164 259L165 264H170L169 261H171V260L170 259L168 261ZM185 260H186V262H185ZM153 261H155V260L153 259ZM155 262H157V261H155ZM150 263H151V261H150ZM107 264H109V263H107ZM174 264H176V262Z\"/></svg>", "mask_w": 264, "mask_h": 264}, {"label": "rangeland", "instance_id": "rangeland-1", "mask_svg": "<svg viewBox=\"0 0 264 264\" xmlns=\"http://www.w3.org/2000/svg\"><path fill=\"white\" fill-rule=\"evenodd\" d=\"M4 0H0V11H3V12H0V22L1 23H4V21H6L5 23H8L7 25L8 26H6V30H8V32L6 31V33H5V38L3 37V35H2V33H4V30H2L3 28H4V26L3 25H1V23H0V27H2V28H0V31L2 32V33H0V35L2 36V38H4V40H7V45L6 46H8V47H5L6 49H8V50H6V52L8 53V55H9V52H10V50H13V51H11L12 53L11 54H13L14 55V51L15 50H19L20 48H17V45H16V41L18 40L19 41V38L17 37V40H16V37L15 36H17L18 34H19V36H20V34L22 35H24V34H26L25 32H26V30H28L27 31V34H28V32H29V27L25 30V28L27 27V24H28V22H29V20L31 21L32 19H34V21L33 22H35V25H38V23H36V21L37 22H41L40 24H41V26H42V23H43V26H45V25H47V23H45L44 24V21L45 20H48V13H49V11H47V10H45V7H47L48 9L50 8V10H52L53 8V11L54 10H58L57 12H59V11H61L63 8L65 9V6H66V11H68V12H70L71 10H73V11H71L72 12V16H76V18L75 17H73L72 19L73 20H75V22H78V23H81V24H78V23H75L74 21H73V23H75L77 26L78 25H80L79 27H77L75 24L73 25V28H75L77 31H80L79 33H81L82 32V30L81 29H83L85 32H82V33H87V29L89 30H91V27H92V32H93V27L96 29L97 27V25H99V28H102L103 29V27L104 28H106L104 25H101V23H103V22H105L106 21V26H108L109 24L108 23H110V26H108V28H107V30H106V32L105 31H103V32H105V41H107L108 39H109V36H110V34H112L111 32L109 33V30H111V28H113V27H115V28H117V26L116 25H114L113 26V24H114V21L113 20H115V19H117L116 21H119V20H125L124 22H125V25L123 24L124 22L123 21H121L122 22V24H121V22H120V27L121 26H123V27H125V26H127V25H132L133 26V24H135L134 22H133V20L135 21V22H137V24H139L140 23V18L138 19V17H137V19H136V14L134 13L133 15L135 16L134 18H132L131 19V16H129V13H131V11H130V9L131 8H134V11L135 10H143V7H144V5L143 4H145L144 3V0H143V4L141 3L142 2V0H138L137 1V4L140 2L142 5H143V7H142V9H140L138 6L139 5H137V6H134V4H135V2H136V0H131V2H129V3H126L125 1H127V0H123V1H121L122 3H126L125 5L126 6H128V7H126V8H128V14H127V12L125 11L124 12V10H125V8L124 7H122L124 4H120V2H119V0H117L118 1V4H117V2H116V0H110V1H113V2H116V3H114V5H116L115 7H117V5H121L118 9H119V11H121L120 9H122V11H121V14L123 15V16H121V14H120V12H118V10H117V12H118V14L117 15H115V17H113V18H110L109 16H108V18H107V16L105 17V18H103V19H101V21H99L100 19H98V18H100V17H98V18H96L97 17V15L96 14H94V11L93 12H91V10H89L90 9V7L88 6V8H85L86 6V4L85 3H83V1L85 2V0H74L73 2H71L72 0H15V1H9V0H6V1H4ZM30 1L32 2V3H30ZM47 1V2H46ZM80 1H82V3H79ZM105 1H107V0H105ZM104 0H103V3H102V5L104 6H102L101 7V10L103 11V12H106L107 10L109 11V14L110 13H113V12H110V8H106V7H113L114 5H109V4H113L112 2L110 3L109 1V3H107V2H105ZM135 1V2H134ZM147 0H145V2H146ZM151 1H154V3H152ZM199 1V0H198ZM197 1V2H198ZM204 0H201L199 3H204L203 2ZM213 1V0H212ZM211 0H210V2L211 3H208L207 4V6H209V7H212V6H214V5H216V6H218V8H216V10L217 11H215V14H216V12L220 15V17H221V19H222V21H220V22H216V23H219L218 25H215L216 23L215 22H213V23H215L214 24V26H217V27H215L216 28V31H215V36L219 39H227V38H225L226 36L227 37H229V40H230V38L232 37V39H231V41H232V43L234 44V47H233V45L231 46L232 48H230V50H231V52H228V53H232L233 55H235L234 53L236 52V56L237 57H239L240 58V54H239V52H243V53H249V56L251 55H253V53H256V55L258 54V53H260V52H258V51H261V53L262 52H264V38H262V40H261V35L259 34V32H258V30H255V29H252V28H250L251 26L253 27V28H255L254 27V25H251V23L249 24V23H246V22H243L246 18H247V16H248V18L250 17V16H253V13L257 10V9H255L256 7H258V6H256L255 8L253 7V2H251L250 3V5H246V4H244V5H240L241 3H243V1L242 2H238L237 0H232V2H229L230 0H225V1H223L222 2V0H214L215 1V3L214 2H212ZM8 2V3H7ZM9 2H11V3H9ZM66 2V3H65ZM78 2V3H77ZM148 2H151V4L154 6V8H153V11L151 10L152 9V7H151V5H150V3H149V6L151 7V9H149L148 10V8L147 9H145V7H144V11H142L141 12V16L142 17H145L144 19H146V21H148L149 23H147L144 19H143V21H145V23L146 24H148V25H152L153 24V22H156L155 23V25L153 24L151 27L153 28V29H155L156 30V32L158 31V34H160V35H162V36H160L159 38L160 39H156L157 37H156V35H155V37L154 38H152L151 40H150V43L153 45H156V44H160V42H162L163 41V39H164V37L166 38V39H168V40H172V42H178V41H180L181 39H183V38H180V36L183 34V33H185L184 31H185V29L187 28L186 26H193L194 24H195V22H196V20L195 19H193V18H190V17H193V16H190L189 14V18H186V16H188L187 14H186V16H185V18L184 19H182L183 17L180 15V13H178V11H179V7H178V5L176 4V3H174V6H173V4H172V6H171V8L172 7H174V9L175 10H177V11H170V8L169 9H166L165 10V7H170L169 6V4L171 5V2H174L173 0H150V1H148ZM180 2V1H179ZM206 2V1H205ZM6 3H7V6L8 7H6V9H8V11L6 10V9H4L5 7L4 6H6ZM14 3V4H13ZM29 3H30V6H35V7H30L29 6V8L28 7H26V6H28L29 5ZM59 3V4H58ZM106 3V4H105ZM139 3V4H140ZM147 3V2H146ZM157 3H158V5H157ZM231 5H230V4ZM238 3V4H237ZM5 4V5H4ZM33 4V5H32ZM36 4V5H35ZM42 4H44V5H42ZM63 6H61V5ZM80 4H83V7H81V5ZM108 4V5H107ZM129 4V5H128ZM133 4V5H132ZM177 6H176V5ZM210 4V5H209ZM228 4V5H227ZM238 6H237V5ZM39 5H42V6H39ZM73 5V6H72ZM106 5V6H105ZM142 5H140V6H142ZM148 5V4H147ZM180 5V4H179ZM225 5H226V7H225ZM50 6V7H49ZM58 8H56V7ZM76 6V7H75ZM148 6V7H149ZM215 6V7H216ZM230 6H233V7H230V9H228ZM237 6V7H236ZM240 6V7H239ZM254 6H255V4H254ZM11 7V8H10ZM15 9H14V8ZM18 7V8H17ZM44 7V8H43ZM115 7H113L112 8V10L114 11H116V9H115ZM122 7V8H121ZM131 7V8H130ZM138 9H137V8ZM147 7V6H146ZM164 7V8H163ZM214 7V8H215ZM240 9H239V8ZM44 9V11L43 10H41V9ZM46 8V9H47ZM52 8V9H51ZM83 8V10H81ZM107 10H106V9ZM158 9V11H160L161 13H164V15L166 16V15H170V17H171V15H173L174 14V16L173 17H175L176 18V20L179 22V23H183V24H181V28L180 29H175V26L177 27L178 25H176L177 24V22L176 21H174L175 19H173V17H172V19H173V21H174V23H172V21H171V24H170V22H169V20H171L170 19V17H168V16H166V17H168V19L169 20H164L165 18L164 17H162V18H164V19H161L162 20V23H161V20L158 22L157 20H159V19H157L156 20V16H154L155 17V20L156 21H154V18H152L151 17V14H146L147 12L149 13L150 12V10L152 11L151 13H153V12H155L154 11V9ZM161 8H163V9H161ZM178 8V9H177ZM213 8V7H212ZM212 8H210L211 10H213ZM237 8H238V12H237ZM12 9V11L10 12L9 10H11ZM14 9V10H13ZM35 9V10H34ZM64 9L61 11V12H59V14L61 13V16H63V17H66V12L64 13ZM86 9L87 10H89V11H86ZM110 9V10H109ZM225 9V10H224ZM226 9H228V10H226ZM236 9V10H235ZM33 10V11H32ZM78 10H81V11H78ZM132 10V9H131ZM146 10V11H145ZM148 10V11H147ZM169 12H168V11ZM234 10H235V12H237V13H234ZM4 11H7V12H4ZM37 11H39L38 13H36ZM41 11H43V13H44V15H45V13H46V15H45V17H43L44 15H43V13L41 12ZM48 13H47V12ZM53 11H50V12H53ZM77 11V12H76ZM85 11V12H84ZM107 11V12H108ZM56 12V13H57ZM70 12V13H71ZM91 12V13H90ZM144 12V13H143ZM157 12V11H156ZM258 12H260V9L257 11V13ZM31 13V14H30ZM34 13V14H33ZM40 13V14H39ZM41 13H42V15H41ZM65 15H64V14ZM77 13H79L80 15L78 16V15H76ZM132 13H133V11H132ZM131 13V14H132ZM137 13H140V11H138ZM161 13L159 14V16H161ZM212 13H213V11H212ZM244 13V14H243ZM261 13V12H260ZM18 14H19V16H18ZM26 14V15H25ZM38 14H39V16H38ZM50 14V13H49ZM90 14V15H89ZM96 16L95 18H94V15ZM114 14V13H113ZM119 14H120V16H121V19H120V17H117V16H119ZM124 14H126L127 16H124ZM146 16H145V15ZM154 15H155V13H153ZM177 14H179L182 18V20L180 21V17H179V15H177ZM218 14H216V15H214V16H216L217 18H220V17H218L219 15ZM246 14V15H245ZM248 14V15H247ZM25 15V16H24ZM69 15V14H68ZM67 15V16H68ZM87 16V19L90 21H86V17H82V16ZM158 15V14H157ZM212 15V14H211ZM213 15H212V18H211V20L213 21V19L215 18V17H213ZM218 15V16H217ZM237 15V16H236ZM250 15V16H249ZM256 15H260L259 13L258 14H256ZM261 15H262V13H261ZM70 16V15H69ZM68 16V17H69ZM138 16V15H137ZM246 16V17H245ZM255 16V15H254ZM68 17L66 18V24H69L70 25V21L71 20H68ZM130 17V18H129ZM133 17V16H132ZM211 17V16H210ZM43 18H45V19H43ZM69 18H71V17H69ZM75 18V19H74ZM85 18V20H83V19ZM111 20H110V19ZM150 18H151V20H150ZM158 18V17H157ZM195 18V17H194ZM244 18V19H243ZM7 19H8V21H7ZM94 19V20H93ZM107 19H109V22H107L108 20ZM131 19V21L129 22H127V20H130ZM149 19V20H148ZM190 19H193L192 21L190 20V22H189V20ZM36 20V21H35ZM40 20V21H39ZM80 20H82L81 22H80ZM96 20V21H95ZM153 20V21H152ZM163 20L166 22H163ZM195 20V21H194ZM216 20V19H215ZM214 20V21H215ZM27 21V22H26ZM103 21V22H102ZM238 21H240V22H238ZM247 21V20H246ZM83 22V23H82ZM98 22H100V23H98ZM132 22V23H131ZM151 22V23H150ZM244 24H243V23ZM248 22V21H247ZM49 23V22H48ZM73 23H71V24H73ZM95 23H97V25L95 26ZM113 23V24H112ZM189 23V24H188ZM212 23V24H213ZM19 24L21 25V24H24L23 26H25V28L22 26V27H20L19 26ZM30 24V23H29ZM28 24V25H29ZM84 24H86V25H84ZM88 24H89V26H88ZM233 24V25H232ZM246 24H247V26H246ZM262 24H264V23H262ZM31 25H33L32 24V21H31ZM49 25V24H48ZM47 25V26H48ZM113 27H112V26ZM130 25V27L129 26H127V27H125L126 28V30H124L125 28H123V27H121V28H119V30H117V31H115L114 33L116 34V40H117V37H118V39L120 40V38H122V39H124V36H125V38L126 39H129V35H130V38L133 36V27H135V26H131ZM161 25V26H160ZM184 25H186L185 27H183L182 28V26H184ZM231 25V26H230ZM250 25V26H249ZM19 26V27H18ZM30 26V25H29ZM40 26V27H41ZM67 27H68V25H66ZM76 26V27H75ZM119 26V25H118ZM168 26H170V28L172 29V31H173V37L172 36H169V34L168 33H170V35H171V32L169 31L168 33H165L166 31H165V29H162V28H166L167 29V27ZM179 26H180V24H179ZM178 26V27H179ZM231 27L232 28V30L229 28L228 30H226L228 27ZM234 26V27H233ZM256 26V25H255ZM262 26H264V25H262ZM111 27V28H110ZM161 29H160V28ZM218 27H220V29H221V27H222V30H219V28ZM245 27H247V28H245ZM250 29H249V28ZM43 28V27H42ZM69 28V27H68ZM71 28H72V25H71ZM81 28V29H80ZM84 28H87L86 30L84 29ZM185 28V29H184ZM20 29H22V30H20ZM47 29H49V27L47 28ZM75 29H73L74 31H71V32H74L75 33ZM95 29H94V32H93V34L94 33H96V36L97 37H102L101 39L103 40L104 38H103V36L100 34L99 35V33H100V31L99 32H97V31H95ZM102 29H101V31H102ZM152 29V30H153ZM174 29V30H173ZM181 29H184V31H182ZM249 29V30H248ZM252 29V30H251ZM17 30V31H16ZM25 30V32L24 33H22L23 31ZM103 30H105V29H103ZM179 30V31H178ZM230 30H231V32H230ZM251 30V31H250ZM16 31V32H15ZM19 31V32H18ZM77 31H76V34L78 35L79 33H77ZM91 31H89L88 32V37H91V38H93L94 36H93V34H91ZM108 31V32H107ZM129 31H131V32H129ZM223 31V32H222ZM229 31V32H228ZM233 31V32H232ZM12 32V33H11ZM21 32V33H20ZM39 32H41L40 30H38V32L37 33H39ZM118 32V33H117ZM178 32V33H177ZM254 32H258V34L260 35H258V34H256V33H254ZM114 33H113V35H112V37L114 36ZM176 33L179 35V36H176V37H179V38H177L178 39V41H177V39L175 38V35H176ZM16 34V35H15ZM40 34V33H39ZM91 34V35H90ZM117 34L119 35V36H117ZM128 34V35H127ZM181 34V35H180ZM227 34V35H226ZM254 34V35H253ZM109 35V36H108ZM185 35V34H184ZM184 35H183V37H184ZM223 35V36H222ZM256 35H258V36H256ZM1 36H0V44L2 45V43L3 44H6L5 42H3V39L1 40ZM14 36V37H13ZM82 38H84V36H82V34L80 35H78V36H76V38L78 39V41H77V39L75 38V40L73 41V42H78L79 44H80V42H82L81 41V37ZM93 36V37H92ZM120 36H122V37H120ZM159 36V35H158ZM234 36H238L237 37V41L239 42V43H241V44H243V45H239L238 46V44H237V41H235V38H234ZM262 36H264V35H262ZM12 39H11V38ZM96 37V38H97ZM162 37V38H161ZM182 37V36H181ZM81 38V39H80ZM95 38V37H94ZM257 38V39H256ZM10 39V40H9ZM110 39H112V38H110ZM109 39V40H110ZM121 39V40H122ZM255 39V40H254ZM11 40H13V41H11ZM114 40V39H113ZM113 40H111V41H113ZM116 40H114V41H116ZM165 40V39H164ZM228 40V39H227ZM2 41V42H1ZM10 41V43H8ZM17 41V42H18ZM99 41H100V38H99ZM110 41V42H111ZM113 41V42H114ZM244 41V42H243ZM246 41H248V42H246ZM13 42V43H12ZM104 41H102L101 42V46H102V44H104L103 43ZM153 42H155V43H153ZM169 42H171V41H169ZM74 44V47H75V49H76V46L78 45V44ZM100 43V42H99ZM231 43V42H230ZM9 44V45H8ZM13 44H15V46L13 47ZM18 44V43H17ZM107 44V42L104 44V46ZM1 45H0V48H1V50H0V52L2 51V50H5L3 47H1ZM76 45V46H75ZM109 45V43L107 44V46ZM237 45V46H236ZM3 46V45H2ZM17 48V49H13V48ZM73 47V48H74ZM243 47V48H242ZM77 48H78V46H77ZM258 49V50H257ZM149 50V52H150V50H151V52H152V48H150V49H148ZM9 51V52H8ZM20 51H22L21 49L19 50V52H17V51H15V57L14 58H12L13 56H11V54L9 55V56H11V58L12 59H14V62H15V60H17V59H15L16 58V55H17V53H18V55L19 56H21V55H23L24 53H22V52H20ZM147 50L146 49H144L141 53H145ZM168 50H165V49H162L160 52H159V55L160 56H163V57H166V58H170V57H172V55L171 54H169L168 52H167ZM5 52V51H4ZM5 52V53H6ZM17 52V53H16ZM47 52H49V51H47ZM46 52V53H47ZM150 52V53H151ZM5 53H3V51H2V54H4V56H2L1 55V53H0V57L1 58H3V60L5 59L4 57L7 55H5ZM42 53H43V57L44 56H46V55H44L45 54V52L44 51H42ZM165 53H166V55H165ZM260 53V54H261ZM21 54V55H20ZM25 54H27V52H25ZM42 55V54H41ZM94 55V54H93ZM246 55V54H245ZM9 56H7V58H9ZM19 56H17L18 57V59L19 58H22V57H19ZM25 56H28L27 58L25 57ZM31 55H24L23 57H25L26 58V60L27 61H31L32 59H31V57H30ZM96 56V55H95ZM142 56V55H141ZM190 56V55H189ZM244 55L242 54V57H243ZM29 57H30V59H29ZM92 58H93V56H91ZM96 57H98V56H96ZM96 57H95V59H96ZM188 57V54L187 53H184V55H183V57H182V59L183 58H185V59H183L185 62H186V60H187V63H188V69H189V67L191 68V67H197L199 70H200V72L201 71H203L204 72V69H205V71L206 72H209V68L206 70V66L204 67V66H202L201 64H199L200 66H195L196 65V62L194 61V62H192V63H190L189 64V62L190 61H193V57H189V58H187ZM241 57V58H242ZM10 58V59H11ZM25 58H23V59H25ZM41 58V57H40ZM142 59H143V57H141ZM141 58H139L138 57V61L139 62H136L135 63V65H133L132 66V68H133V70H132V68H131V71L133 72L131 75H128V77H127V79L130 81V78H131V80L133 79L132 77H136V78H141V79H144L143 77H146V79H149V78H151V79H149L148 81L150 82V83H152L153 85L156 83V81H153L154 80V77L152 78L151 76L149 77V78H147V71H149V70H151L152 71V68H154V64L151 62V60L149 61V62H151L150 64H149V62L148 63H145L143 60H141ZM244 59H245V57H243ZM246 58H248L247 56H246ZM11 59V60H12ZM29 59V60H28ZM91 59V58H90ZM2 59H0V61H2V64L4 63V67H5V69L3 68V66H0V73H1V76L3 77V75L5 76V74H7V73H11L10 72V70H12V69H8L6 66H7V64L9 65V63L13 66V67H15V66H17L18 68H19V63H20V65L23 63L22 61V59H20V60H22L21 62L19 61V60H17V65H13V60H12V62H11V60H8V59H5L4 61H3ZM25 60V61H26ZM52 61L51 62H53V63H55V65H54V67H53V65H52V69L53 68H55V66H57V68H58V64L59 63H61V62H63L61 59L59 60V59H57V60H54V59H51ZM85 60V58H82V60L80 61H77V60H75L71 65H73L70 69H69V67L70 66H68V71H69V73H68V71H67V73H68V77L69 78H67L66 77V75H65V72L63 73L62 71H61V69H60V71H58V69H55L56 71V73L55 74H53L52 76L54 77L53 79H50L51 81H49V80H44V81H46V83L48 82H51V84H52V82H53V80H54V82H57L58 84H60L61 82H64L63 84L61 83L60 85H64L65 84V82H69L70 80H71V78H73V77H76V74L78 75L79 73H81V71H83V69H81V68H85V67H87L86 68V70L84 69V73L82 74V76H79V77H77V79H78V82L77 81H74V82H76L75 83V85L76 84H78V83H80L79 82V78L81 77H83V76H85V77H83L82 78V80H83V82L86 84V79H87V77H88V74H92L93 73V71H92V67H91V65H92V61L91 60H94V59H91V60H89V59H87V60H85V62H82V61H84ZM24 61V62H25ZM27 61H26V63H27ZM35 60H33V62H31V63H33V69H35V67L37 66H35V62H34ZM55 61V62H54ZM61 61V62H60ZM80 62V63H79ZM88 62V63H87ZM89 62H90V64H89ZM25 63V64H26ZM76 63H78L79 65H77ZM139 63V64H138ZM141 63V64H140ZM2 64H0V65H2ZM24 64V63H23ZM23 64L21 65V66H23ZM24 64V65H25ZM28 65H29V63H27ZM52 64V63H51ZM88 64H89V68H91V70H90V73L89 72H86L87 71V69H88ZM138 64V65H137ZM151 64H152V66H151ZM10 65V66H11ZM63 65V64H62ZM61 65V66H62ZM139 66L138 67V69L136 68L137 66ZM9 66V68H11ZM26 66V65H25ZM78 66H79V68H78ZM95 66V65H94ZM147 66H151L150 68L149 67H147ZM201 66H202V68H201ZM29 67H31V66H29ZM38 67V66H37ZM59 67H60V64H59ZM65 67V66H64ZM147 67V68H146ZM73 68V69H72ZM149 68V69H148ZM16 69V72L17 73H15V75L19 78V80H18V78L17 77H15L14 75H13V79H11L12 77H8V78H6V79H4L3 78V80L1 79V81H4V80H7V79H11L10 80V82H7V81H4V82H7V83H11V84H14V83H16L15 81H16V78H17V81H19V83L22 81V79H20V76H21V74L23 73V72H21V70L23 69V67H20V71H18L19 69H17V68H14V70ZM29 69V68H28ZM39 69L41 70V68H40V66H39ZM52 69H50L51 71H53ZM72 69V70H71ZM78 69V70H77ZM81 69V71H79ZM135 69H136V71H135ZM140 69V70H139ZM148 69V70H147ZM7 70L9 71V72H7ZM25 70H26V72L25 73H23V76H21V77H23V78H25L26 76H31V74L32 73H34L35 72V74H36V71H33L32 70V68H30L29 70H30V75H29V73H27V66L25 67ZM64 70H66L65 68H64ZM63 70V71H64ZM75 70H76V72H75ZM108 71H109V69H107ZM142 70V71H141ZM2 71H4L5 72V74H4V72H2ZM42 71H43V69H42ZM135 71V72H134ZM143 71H144V73H143ZM48 72V71H47ZM78 72V73H77ZM104 72L107 74L108 72L106 71V69H104ZM18 73H19V75L20 76H18ZM66 73V74H67ZM87 73V74H86ZM141 73V75L140 76H138L139 74ZM149 73V72H148ZM202 73V72H201ZM228 75L230 74V72L228 73V72H226ZM225 73V74H226ZM234 73V72H233ZM25 74H26V76H25ZM37 74H39V71L37 72ZM58 74V75H57ZM144 74H146V75H144ZM151 74V73H150ZM237 75H239L238 73H236ZM8 75V74H7ZM33 75V74H32ZM41 75H42V72H41ZM75 75V76H74ZM149 75V74H148ZM231 75V74H230ZM235 75V74H234ZM234 75H231L230 76V78L227 76V81L229 80L231 83H229V84H231L232 86H237V84H238V86H243V84H244V82H243V79H244V76L242 75L240 78H239V80L240 81H238V77H236V76H234ZM12 76V75H11ZM43 76V75H42ZM42 76H41V78H42ZM90 76V75H89ZM92 76V75H91ZM138 76V77H137ZM61 77V78H60ZM63 77V78H62ZM66 77V78H65ZM71 77V78H70ZM80 78V79H81ZM86 78V79H85ZM91 78H94V77H91ZM15 79V80H14ZM67 79L69 80V81H67ZM74 79V78H73ZM89 80L87 81V82H90L89 84L87 83L86 85H83L84 83L82 82V87H81V90L84 88L85 90H84V92L83 93H85L86 91L88 92L89 90H90V88H91V91L92 90H94V89H96L95 87H96V84H93V85H95V87L92 85V79H90V78H88ZM97 79V78H96ZM95 78L93 79V80H96ZM241 79H242V81H241ZM66 80V81H65ZM101 80V79H100ZM156 80V79H155ZM40 81H42V84H45L44 83V81L43 80H40ZM59 81H61V82H59ZM105 81V80H104ZM147 81V80H146ZM99 82V81H98ZM97 82V80H96V83H98ZM106 82V81H105ZM155 82V83H154ZM240 82H242V84L240 85ZM47 83V84H48ZM57 83H56V85H57ZM71 83H73V82H71ZM235 83H236V85H235ZM2 84V83H1ZM47 84H45V86L47 85ZM51 84H49V86L51 85ZM74 84V83H73ZM151 84V85H152ZM7 85H9V84H7ZM16 85V84H15ZM53 85V84H52ZM54 85H55V83H54ZM87 85H90L91 87L89 88ZM44 85H43V87H45ZM49 86H46V87H49ZM85 86H87L88 88H89V90L87 89V87L85 88ZM94 87V89H92L93 87ZM98 86H99V84H98ZM45 87V88H46ZM249 87H251V86H249ZM249 87H247V89H246V91H248V93H244L242 96V100L243 101H245L244 103H246L247 102V100L249 101V99H252V101H250L249 102V104L251 105V106H253V107H257V104H261V103H264V98H261L260 99V95H256V93H255V89H253L252 88V90H251V88H249ZM253 87V86H252ZM78 89L77 90H79V87H77ZM165 89V88H164ZM163 89V91L162 92H160L159 91V94L160 95H158V93H157V91H156V93H155V90H149L147 93L145 92V91H143V90H138L135 94L132 92L131 93V96L134 98V99H132V103H133V105H132V108H130L129 110H126L124 113H126V115H130V114H132V112L131 111H133V115H132V117H128V116H123V118L126 120L127 119V121H128V123L130 124H128L127 125V121H125V122H123V125L124 126H126L127 127V129H126V127H125V129L126 130H129V131H135L136 129V127L138 128L139 126H141V125H143V123H148V122H150L151 120H150V118H153L156 114V112H158L159 110L158 109H162L161 108V104L163 105V103H165V101H166V98H168V99H170V97H171V91H170V94L167 96V97H164V95L163 94H161V93H169V91H168V89H165L164 90ZM2 90V91H1ZM99 90H100V92L102 91V89L101 88H99ZM254 90V91H253ZM75 91L76 90H74V92L72 93L73 94V96H74V99H73V101L71 100H68V98H66V97H68V95L66 96V97H64L65 98V100L63 101L62 100V102H58L59 104L58 105H60V104H63L64 106H65V104L68 106V105H70V107L71 108H73V111H74V113L76 114V112L77 113H81L82 111H80V108H82V110L83 109H85L86 111H87V113L88 112H90V115H87V114H84L83 116H88L87 118H89V119H93L94 117H95V115H97V117L99 116L100 118H101V122H103L102 123V126L104 127V123L107 121V123L109 122V120H111L110 118H108V114H105V115H103V116H105V117H103L104 118V120H103V118H102V115H100L99 114V109H100V106H96L97 107V109H94V107H93V105L95 106V105H97V103H99V104H101L100 102H97V103H94L93 104V101L92 100H89V101H87V98L86 97H88L89 96V92L85 95V94H83V93H81V94H79V95H82V96H78L76 93H75ZM95 91V90H94ZM97 91V90H96ZM120 91V90H119ZM145 93V94H147L149 97H147L146 98V100L147 101H145V98H144V96H146V95H142V94H144L143 92ZM80 92H82V91H80ZM257 92V91H256ZM69 94H71V92H68ZM67 93V94H68ZM77 93H79V92H77ZM96 93V92H95ZM98 93V92H97ZM120 93H121V91H120ZM142 93V94H141ZM153 93V94H152ZM258 93V92H257ZM4 94V92H3V89L2 88H0V98H2V95ZM111 94H113V98H114V100H116V98H118L119 97V95L117 94L116 95V93H111ZM254 95V99L252 98V97H250L251 95ZM63 95V94H62ZM114 95H115V97H114ZM135 95H136V97L138 98V101L136 102V97H135ZM155 95V96H154ZM161 97V101H160V98L158 97ZM250 95V96H249ZM69 96H71V95H69ZM86 96V97H85ZM106 96V100H105V98L104 99H102L103 101L102 102H104L105 103V101L107 102V96H109L108 94H103V93H101V98L102 97H105ZM118 96V97H117ZM142 96V97H141ZM152 96V97H151ZM257 96H258V98H259V101H258V98H257ZM84 97H85V99H84ZM139 97H141V98H139ZM155 97H157V99L155 98ZM163 97H164V99H163ZM255 97H256V99H255ZM79 98V99H78ZM109 98V97H108ZM112 97H110V99H108V102H110V100L111 101H113V102H110L109 104H114V100H112L113 99ZM143 98V99H142ZM151 99V100H149V99ZM156 99V101H154L153 99ZM240 98H241V96H240ZM240 98H238L239 100H240ZM72 99V98H71ZM81 99V100H80ZM84 99V100H83ZM159 99V100H158ZM163 99V100H162ZM80 100V101H79ZM134 100V101H133ZM158 100V101H157ZM241 100V102H243ZM254 100V101H253ZM262 100V102H260ZM60 101V100H59ZM68 101L70 102V103H68ZM90 101H91V104H90ZM155 102V103H153V102ZM160 101V102H159ZM65 104H64V103ZM87 102V103H86ZM137 104V105H135V103ZM146 102H148V105H147V103ZM201 102V101H200ZM78 103V104H77ZM82 103H84V104H82ZM151 103V104H150ZM72 104V105H71ZM74 104H76V105H74ZM103 104V103H102ZM145 104H146V106H145ZM155 105L154 107H153V105ZM159 104H160V106H159ZM74 105V106H73ZM79 105V106H78ZM83 105V106H82ZM140 105V106H139ZM142 105H144L145 107L143 108L142 107ZM65 107V110H66V108H67V110H68V112L70 113V115L72 114V111H69V107ZM76 106V107H75ZM137 109V107L139 108V109H135L134 107ZM149 106V107H148ZM152 106V107H151ZM167 106V105H166ZM166 106H164V107H166ZM61 107V106H60ZM63 107V106H62ZM99 107V108H98ZM156 107H157V109H156ZM78 108V109H77ZM87 108H88V110H87ZM149 108V109H148ZM155 108V109H154ZM168 108V106L164 109V110H166ZM64 108H61V111L63 110ZM131 109H134V110H131ZM152 109H154V110H152ZM85 110H83V111H85ZM151 111L152 110V113L151 114H149V115H147L146 113H150V112H147V111ZM79 111V112H78ZM85 111V112H86ZM144 111H146V113L144 112ZM96 112V113H95ZM144 112V114H142ZM62 113V112H61ZM65 113V111L59 116V117H61L62 118V116H63V114ZM95 113V114H94ZM191 113V114H190ZM189 114L188 113H181V114H183V116H184V114L186 115V116H188V119H190V120H188L187 118H186V116H181V121L182 120H185L184 122H185V124H187V121H188V124H190V123H192V124H194L192 121H193V119H192V117L194 116V119H195V117H196V119H198V121H199V118L200 119H202V117H201V115H199V114H195L194 113V115H193V113L192 112H190ZM66 114V113H65ZM64 114V115H65ZM75 114H74V116H75ZM81 114H83V113H81ZM89 114V113H88ZM69 115V114H68ZM69 115V116H70ZM137 115V116H136ZM144 115H146V116H144ZM66 116V115H65ZM64 116V117H65ZM73 116V115H72ZM71 116V117H72ZM136 116V117H135ZM149 116V117H148ZM178 116H180V115H177V117ZM198 116V117H197ZM63 117V121L67 118V117H65L64 118ZM109 119H107V118ZM135 117V118H134ZM144 117H145V119H144ZM70 118V117H69ZM78 118H80V117H78ZM83 118V117H82ZM99 118V119H100ZM122 118V119H123ZM139 118V119H138ZM142 120H141V119ZM147 118V119H146ZM179 118V117H178ZM5 119V118H4ZM94 119H96V117L94 118ZM135 120V122H134V120ZM138 119V120H137ZM187 119V120H186ZM195 119V120H196ZM67 120V119H66ZM70 121H71V118L69 119ZM68 120V121H69ZM73 120V119H72ZM145 120V121H144ZM154 120V119H153ZM2 121V120H1ZM0 121V127L2 128H0V158L4 155V153L5 154H7L8 152H7V150L9 151V152H11V151H13V150H15L18 146H19V142H17L16 140H15V136H14V134H16V135H18L17 137V139H19V135L21 134V130H20V128L19 127H17L16 125V127L14 126V124L12 125V123L11 122H9L7 119H5L3 122H1ZM99 120L97 121L98 122V124H99V122H100ZM112 121V120H111ZM124 121V120H123ZM140 121V122H139ZM197 121V122H198ZM207 121V119L206 120H203L202 121V124L203 123H205ZM5 122H7V123H5ZM73 122H75L76 123V121L74 120ZM190 122V123H189ZM196 121H195V124L197 123ZM4 123V124H3ZM10 123V124H9ZM111 123V122H110ZM138 123V124H137ZM3 124V125H2ZM6 124H8V125H6ZM87 124V123H86ZM98 125V124H96V123H91V124H87L88 125V127H93L94 125ZM131 124L133 125L134 124V127L135 128H133L132 126H131ZM140 124V125H139ZM87 125H85V126H87ZM101 125V124H100ZM139 125V126H138ZM145 125V124H144ZM3 126V127H2ZM11 126V127H10ZM85 126H83V127H85ZM174 126H175V131H177L178 130V127H179V125L177 124H175V125H173V126H171L170 128H172V130L170 131V128L169 129H165L164 131H165V134H166V139L165 138H163L162 139V136H161V141L159 140L158 141V143H155V146L157 145V146H159V142L160 143H162V141H165V140H167L168 138H169V140L168 141H166L167 142V145L165 144L166 142H163L165 145H166V147L165 148H169L170 149V153L171 154H173V156H175L176 158H177V156L180 154V159H182V160H180V164H178V168H180L181 170V172H178V170L179 169H177V173H178V175L179 174H181V175H179V178H178V176H177V174H176V169H173L174 167H175V165H173L174 167H171L172 166V162L170 163V161H172V160H170V161H166V158L165 157H167V156H164V157H161V159H160V161H162V162H164V160H165V162L164 163H162V166H164L163 168H165V165H166V169H163V171L164 172H162V173H156V177H157V179H154V180H152V178L151 177H153L154 178V175H152V173L154 174V172H157V171H155V169L157 170L158 169V171H159V169L160 170H162V168H159V166H158V164L157 163H159L160 161L158 160V156H153V157H156L157 158V160H155L154 161V159H156V158H151L152 160H150V162L151 163H149V161H148V163H146V159H145V161H143V162H145L146 163V165L147 164H149V165H145V167L147 168L146 170H147V172H146V170L143 168H140V170L142 169V171L144 170L145 171V173L146 174H144V173H142V171H141V173H142V175H144V176H146L147 174V177L149 178L150 177V175L149 174H151L152 176L149 178V180H152V181H154V183L152 182V181H150L149 182V180H147L148 178L147 177H145V178H147L146 180V182L147 183H149V184H151V187L153 188H155V189H157V187H158V189H159V191L161 192V194H159L158 192L156 193V194H158V195H160V197H162V194L164 195L162 198L164 199V201L162 200L161 201V198L160 197H158L157 199H160V203L159 204H161V202L163 203L162 205H161V207L162 206H164L162 209H161V207H160V205H155L154 203H153V201L155 200V199H153L152 200V197H154V196H152L151 197V199L150 198H148L149 197V192L151 191L150 189L148 190L147 189V187H145V189H147V191H149V192H147V191H145V190H143V189H141L140 191H139V189H136V191L133 193V189H132V191H131V193H130V190H129V194H127L126 196H125V194L124 193H122V194H124V196L127 198L128 197V199L129 200H124L125 199V197L123 196V200L121 199V195L122 194H120L119 193V191L117 190H114L115 188L114 187H112V189L111 188H103V187H105V186H103V185H101V186H103V187H101V186H99L97 183V186H99V187H97L98 189H95L96 187H95V184L93 185L95 188H93V186H91L92 187V190H91V187H90V185L88 186L90 189H85L86 190V192H85V190H84V187H87V185H88V182H90L91 181V176L90 175H88V174H86V172H84V174H81L82 172V170L80 171L81 173L79 174V171H78V168L76 169V170H73V169H71V167L69 168V169H71L70 171H72V172H69V170H68V172L69 173H67V181H68V179H69V181L71 182V180H72V182L69 184L68 182H66V183H68V185L67 184H65V185H63L60 189H58L57 190V193L59 194V197L57 198L56 196H58V194L56 195V194H53V192L54 191H56V190H54L52 193H50L49 195H48V193L47 192H44L43 193V197H42V194H41V197L43 198V199H45L44 200V202H45V206H43V204L41 205V206H39L38 205V202L39 203H41V201L43 200L42 198L40 199V196H39V198L38 199H40V200H38V199H36L35 201H37V204H36V202H33V200L32 201H29V203L31 202V204H29V205H31V206H28V207H33V211H34V215L32 214L33 212H31L30 210H28L27 211V209H28V207L26 206V207H24V210H22V212H21V207L19 206V208H21V209H19L17 206H13V208H15L16 209V213L17 212H21V213H23V215L21 214V213H19V217H23L24 216V218L26 217V219H25V221L27 222V220H29V221H31V223L29 224V223H25V224H22V222L20 221V220H24V218H22V219H20L18 216H16L17 214H15L14 212H13V210H10V211H8L4 216L7 218L6 220L4 219V221H2V222H0L1 224H0V230H3V228H4V233L1 231V240H3V242H1V244H0V247H1V250L3 249V247H4V252H3V250H2V256H3V262L1 261L0 262V264H107V263H109V264H165V262H164V259L165 260H167L166 258H168V260L170 259L171 261H169V263L170 264H174L175 262H176V264H180V263H178V261H180L179 259H181L180 257H181V255L182 254H184L183 253V251H182V253H180L181 251H179V253H178V251H177V249H175V245L172 243V239L169 237L170 235L171 236H173L174 234H171L172 233V231L173 230H175L176 232H175V234L176 233H178L177 232V229L175 228V226H176V222L179 220H183L182 222H185L186 223V221H187V223L188 222H193L194 221V216L192 215V213H194V211H195V213L194 214H196V211L197 212H199L198 210H200V209H204V208H202L203 206H205L207 203H209V202H213V204H214V201H215V198H218V199H216V200H219L220 199V196H221V201H222V206L221 207H223L222 208V210L221 209H219V211H218V214H220V215H222L224 212L226 213V214H228V212L230 211V213L232 212V211H236V212H234V213H236V214H234V213H232V214H234V217H235V219H238V216L240 217L241 215H239L238 214V212H240L241 211V209H240V206H241V203L243 204L242 205V207L244 208L242 211H243V213H242V217H240V219H242V220H240V221H238V220H235L236 222L238 221V222H240V224L239 223H235L234 221H233V223L232 224H235V225H231V228H232V230H231V228L228 230V229H225V230H227V231H224V228L222 229L224 232L222 233V234H224V235H226L224 238H225V240H223L222 238H221V236H220V238H219V240H217L218 242H216V244H214V242H213V245H211V248H210V250L212 251L211 252V256H210V258H212L213 256L215 257V255H216V258H215V260H217V261H219L218 263H216V261H214L213 259H214V257H213V259H212V264H264V214H262V213H264V207H262L261 206V209L262 210H259V212H257V210H258V205L257 204H259V206H260V204L262 203V202H264V197H262V196H264V195H262V194H260V193H264V187H260V186H258L257 185V188H255V190L256 191H258L259 192V195H261V196H257V197H252V198H249V200H254L253 202H251V201H249L248 200V197H247V195H244V196H246L245 198L243 197V195H242V197H240V195L239 194H237V193H234V191L236 192V182L238 181V180H235L236 179V177L239 179V177L236 175H233L234 173L236 174V172L237 171H239V172H241V171H244L243 170V167H244V165H249L251 162H254V164H256V166L253 164V163H251V164H253L254 166H255V168L257 169V167H259V168H261L262 167V169H264V149H261V148H259V146L261 147V146H264V137H262V136H264V133H262L260 130H258V131H256V133H255V135L253 134V136L255 137V140L257 141V142H259L258 143V148H259V150H258V148L256 149V151H253L254 152V154L253 153H251L252 154V158H250L249 157V155H247V153L244 155V154H242V153H240L241 155L239 156L238 155V153H237V149H231V150H227V148L226 149H224V152H226V157H227V155H228V157H229V155H230V158L231 159H234V161L237 159L236 157H237V155L240 157V158H238L240 161H241V159L243 160V158H246V164L244 163V162H242L243 164H240L241 162H238L237 164H234V166L232 165V164H230L229 166H227L226 168L228 169V168H230V166H231V170L233 169V168H235V170H237V171H234V173H229L228 171H230V169H228V171H227V169L225 170V168L223 169V168H218L221 172H219L218 173V175H217V179L215 180L214 178H215V175H214V177L213 176H211V174H212V172H208V173H205V172H207L209 169H207V163H208V161H206V160H208L209 159V163L210 162H212L213 163V161H212V159H211V156L209 155V153L208 154H206L207 153V146H202V148H200V150H198V148L197 149H195L194 148V146H192L191 144H192V139H191V141H188V144H190V146L186 143V136L188 135V132L187 133H185L187 130H189V128H193V126L190 124V126H189V128L187 129L186 127H184L185 128V132H181L182 130V128L183 127H180L179 128V130L178 131H180L182 134L183 133H185L184 135V137H182V140H181V142H182V144L183 143H185L186 145H182V144H177L176 143V141L174 140V138L176 137V140L178 139V137H180L181 136V134H180V132H178V134L180 135H178L177 134V136L175 135V134H173V135H175V137L172 139V140H170V134H169V132L168 131H170V133H174ZM177 126V127H176ZM185 126H187V125H185ZM80 127H82V125H80ZM82 127V128H83ZM109 127V124H108V126H107V128ZM19 128V129H18ZM85 128H87V127H85ZM184 128H183V131H184ZM191 128V129H192ZM13 129L15 130L14 131V133L12 132L13 131ZM134 129V130H133ZM194 129V128H193ZM192 129V132H193V135H194V130ZM5 130H7V131H5ZM19 130V131H18ZM164 131L162 132L163 134H164ZM191 131V130H190ZM4 132H6V133H4ZM168 132V133H167ZM176 133V132H175ZM196 134H198L197 132H196ZM262 135V136H261ZM4 136V137H3ZM163 136V137H164ZM170 136V137H169ZM183 136V135H182ZM3 137V138H2ZM14 138V143H13V146H12V142L11 141H13L12 139ZM191 137L190 136H188V140L190 139ZM2 139H3V141H2ZM179 139H181V137L179 138ZM174 140V141H173ZM185 140V142H183ZM16 142H17V145H16ZM180 142V141H179ZM15 144V145H14ZM187 145L189 146V147H187ZM6 146V147H5ZM161 146V145H160ZM162 146H164V145H162ZM161 146V147H162ZM14 147V148H13ZM198 147V146H197ZM206 147V148H205ZM11 148V149H10ZM158 148V147H157ZM156 148V149H157ZM209 148V147H208ZM13 149V150H12ZM161 149H164V148H161ZM161 149H160V147H159V150L161 151ZM166 149V150H167ZM168 149V150H169ZM158 150V149H157ZM158 150V151H159ZM209 151H210V149H208ZM225 150H227V151H225ZM258 150V151H257ZM200 151V152H199ZM164 152V151H163ZM162 152V153H163ZM166 152V151H165ZM233 152V153H232ZM236 152V153H235ZM167 153H169V151L167 152ZM204 153H205V155H204ZM232 153V154H231ZM235 153V154H234ZM164 154V153H163ZM166 154V153H165ZM249 154V153H248ZM259 154H260V156H259ZM183 155L185 156V158L183 157ZM203 155V156H202ZM234 155V156H233ZM236 155V156H235ZM168 156H169V154H168ZM172 156V159H175V157H173ZM208 158H206V157ZM241 156H243V157H241ZM159 157V158H160ZM249 157V158H248ZM255 157V158H254ZM162 158H164L163 160H162ZM170 158V157H169ZM178 158H179V156H178ZM203 158V159H202ZM205 158V159H204ZM254 158V159H253ZM230 159V160H231ZM258 159V160H257ZM65 160H68V158H65V157H62V159H61V161L62 162H64ZM73 160V159H72ZM177 161H179V159H176ZM201 160H203V161H201ZM247 160H249V164L247 163ZM256 160H257V162H256ZM69 161V160H68ZM157 161V162H156ZM185 162V163H183L182 164V162ZM201 161V162H200ZM206 161V163L204 164V162ZM233 160H232V162L233 163H235ZM244 161V160H243ZM156 162V163H155ZM260 162V163H259ZM43 162L41 161V160H38V158L35 160H29V165H30V167H29V169L30 168H32V169H30V170H34V172L36 173L37 172V175L38 176H42L43 175V173L41 172V169L39 168L41 165L40 164H42ZM45 163V162H44ZM168 163H170L169 165H168ZM204 165H203V164ZM212 163H210V164H212ZM257 163H259V164H257ZM77 164H79V165H77ZM83 163H76L75 165V167H77V166H79V168L81 169L82 167H84L83 165H82ZM144 164V163H143ZM152 164V165H151ZM155 164V165H154ZM174 164V163H173ZM182 164V165H181ZM202 164V165H201ZM150 165H151V170L149 169V167H150ZM157 165V166H156ZM160 165V164H159ZM177 165V164H176ZM200 165V166H199ZM223 164H221V166H222ZM237 165V166H236ZM243 165V166H242ZM253 165H251L252 166V168L251 169H255V168H253ZM261 167H260V166ZM42 166H43V164H42ZM45 166V165H44ZM46 166H47V164H46ZM142 166H144V165H142ZM168 166V167H167ZM181 166V167H180ZM185 166V167H184ZM208 166H210V165H208ZM215 166V165H214ZM246 166H245V168H246ZM250 166V165H249ZM249 166L247 167V168H249ZM250 166V167H251ZM155 167V168H154ZM156 167H158V168H156ZM160 167H161V165H160ZM172 168V170H168V169H171ZM201 167V168H200ZM223 167H225V165H223ZM34 168V169H33ZM45 168V167H44ZM44 168H42V169H44ZM72 168H74V167H72ZM198 168H199V170H198ZM75 169V168H74ZM207 169V170H206ZM212 169H213V167L210 169L211 171H212ZM255 169V170H256ZM45 170H46V168H45ZM152 170H153V172H152ZM197 170V171H196ZM218 170V171H219ZM224 170V171H223ZM53 172L55 171V170H52ZM52 171H51V173H52ZM143 171V172H144ZM148 171H149V173H148ZM167 171L168 172H174V174L175 175H173V172H172V175H169V173L167 174ZM188 171V172H187ZM205 171V172H204ZM223 171V172H222ZM38 172H40V173H38ZM46 172V171H45ZM78 172V173H77ZM152 172V173H151ZM166 172V173H165ZM186 172L188 173L187 175H186ZM194 172H197L196 174L194 173ZM228 172V173H227ZM165 173V174H164ZM190 173V174H189ZM201 173H205V175L207 176V180H208V178H209V176H211L210 178H212V179H214V180H211V181H207L206 179H203L202 177L204 176V174H202L201 175V177H200V174ZM41 174V175H40ZM47 174H50V172H49V170H47ZM171 174V173H170ZM195 176H194V175ZM199 174V179H198V175ZM209 174V175H208ZM216 174H217V172H216ZM239 174V173H238ZM83 175V176H82ZM225 175V176H224ZM233 175V176H232ZM47 175H45V177H46ZM74 176H75V178H74ZM80 176H82V177H80ZM140 176H141V174H140ZM144 176L143 177H139L141 180H139V178H138V181L140 182H142L143 181V178H144ZM162 176H164V177H162ZM167 176H171V178H172V176H173V178H174V176H175V179L173 180H171V179H168V177ZM194 178H193V177ZM226 176H227V178H226ZM43 177H44V175H43ZM80 177V179H81V181H79V179H76V178H79ZM159 177H160V180H159ZM193 179H192V178ZM144 178V179H145ZM162 178H164V180H166V179H168V181L166 180V181H164ZM201 178L203 179L202 181H201ZM209 178V179H210ZM71 179V180H70ZM162 179V180H161ZM178 179V180H177ZM180 179H181V183L182 184H178V183H180ZM184 179V180H183ZM188 179V180H187ZM192 179V180H191ZM177 180V181H176ZM197 180H198V182H197ZM204 180H206L205 181V183L203 184V186L204 185H206V187L207 188H205L204 189V187H202L201 188V192L200 191H198L197 189H195V188H198L199 189V187H196V185H195V181H196V183H200V182H204ZM234 180H235V183H234ZM78 182V183H75V182ZM161 181H162V183H161ZM185 181V182H184ZM139 183V184H141L142 185V183ZM157 182V183H156ZM163 182H165V184L163 183ZM173 182V183H172ZM83 183H85V184H87V185H83ZM92 183V182H91ZM91 183H89V184H91ZM133 183H135V182H133ZM185 183V184H184ZM231 183H233L232 185H231ZM238 183V182H237ZM93 184V183H92ZM145 184V185H144ZM167 184V186H168V184H172V186L174 187V185H176V187H174L175 189H171L172 190V192L173 191H175V192H173L174 194H175V196H173V194H172V192L171 191H168V193L170 192L171 194L170 195H167L166 193V187H165V185ZM174 184V185H173ZM73 185L75 186V187H73ZM137 185V184H136ZM143 185L144 186H147L146 185V183L145 182H143ZM72 186V187H71ZM83 186V187H82ZM164 187V189L163 190H161V188H163ZM177 186H179V188L177 187ZM197 186H201V185H197ZM233 186H234V188H233ZM87 187V188H88ZM150 186H149V188H151ZM171 187V186H170ZM81 188H83V190L81 189ZM101 188H103V189H101ZM136 188H139V187H136ZM153 188V189H154ZM166 188V189H165ZM78 189V190H77ZM106 189V190H105ZM169 189V188H168ZM167 189V190H168ZM212 189V190H211ZM235 189V190H234ZM80 190H82V192H80ZM90 190V191H89ZM100 190V191H99ZM170 190V189H169ZM203 190V191H202ZM85 193H84V192ZM88 191H89V195H87L88 194ZM91 191L92 192H94V193H92L91 194ZM128 191V190H127ZM127 191H124V192H127ZM146 193H145V192ZM155 192H156V190H154ZM165 191V192H164ZM193 191H196V192H193ZM206 191H207V193H206ZM50 192V191H49ZM117 192H118V194H120V196H118V194H117ZM123 192V191H122ZM152 192H153V190H152ZM163 192V193H162ZM213 192H219L220 194H214L213 195ZM257 192V193H258ZM56 193V192H55ZM65 193V194H64ZM85 194L88 196L87 198H91V196L92 195H97L98 196V198H100V199H94V200H92V199H85ZM114 194H117V196L116 195H114ZM136 196H134V195ZM147 196H146V195ZM155 193H153V195H154ZM155 194V195H156ZM210 194V195H209ZM211 194L215 197V196H217V197H215L214 199H212L213 198V196H211ZM221 194H223V195H221ZM224 194H226L225 196H226V198H225V196H224ZM232 194V195H231ZM234 194V195H233ZM235 194H236V196H235ZM56 195V196H55ZM106 195V196H105ZM129 195V196H128ZM138 195V196H137ZM146 197H145V196ZM151 195H152V193H151ZM157 195V196H158ZM207 195H209L208 197H207ZM219 195V196H218ZM239 197H238V196ZM64 196V197H63ZM101 196V197H100ZM104 196V197H103ZM114 196H116V197H114ZM131 196H132V199H131ZM165 196H167V197H169V198H164ZM172 196H173V199H171L172 198ZM226 199H224L223 197ZM230 196V197H229ZM234 196V197H233ZM96 197V196H95ZM114 197V199L113 200H115V201H113L112 200V198ZM119 197V198H118ZM130 197V198H129ZM204 197V198H203ZM205 197L207 198V200H208V198L210 199V197H211V200H208L207 201V203H205L206 202V199H205ZM237 199H236V198ZM51 198V199H50ZM53 198V199H52ZM69 198V199H68ZM102 198H104V199H102ZM116 198V199H115ZM146 200H145V199ZM155 198V197H154ZM233 198H235V199H233ZM242 198V199H241ZM244 198V199H243ZM257 198V199H256ZM122 200L121 202H119L120 200ZM149 199V200H148ZM223 199V200H222ZM242 200L241 201V203H240V200ZM31 200V199H30ZM63 200V201H62ZM132 200H133V203H132ZM147 202V200H148V203L146 204V202ZM150 200H152V201H150ZM166 200H168V203H169V200H171L172 201V206H171V203L170 204H168L167 203V201ZM212 200H214V201H212ZM239 202H238V201ZM255 200H256V202H255ZM123 201H126V204L128 205V210H127V208L125 207V202H123ZM128 201V202H127ZM203 201H204V203H203ZM221 201H219V202H221ZM223 201H224V204H223ZM258 201V202H257ZM43 202V203H44ZM154 202H156V200L154 201ZM238 202V203H237ZM117 203V204H116ZM122 203V204H121ZM144 203V204H143ZM164 203H165V205H164ZM235 203H237L238 205L236 206V204ZM253 203H255V204H253ZM37 206H36V205ZM47 204V205H46ZM125 204V205H124ZM148 204H150L151 205V207L148 205ZM154 204V205H153ZM200 204H203V205H200ZM217 204V203H216ZM219 205H220V203H218ZM250 204H252V209H251V207L250 208H248L247 206H251ZM119 205H121V206H119ZM126 205V206H127ZM142 205H144V206H142ZM194 205L196 206V207H194ZM207 205H209V204H207ZM262 205H264V204H262ZM36 206V207H35ZM142 207V210H141V207ZM179 206V207H178ZM200 206H202L201 208H200ZM44 207V208H43ZM145 207V210L143 209ZM154 207V208H153ZM158 207V208H157ZM192 207H194L193 209H192ZM198 207H199V209H198ZM212 207V206H211ZM122 208V209H121ZM124 208V209H123ZM126 208V209H125ZM167 209V210H165V209ZM189 208H190V210H189ZM196 208V209H195ZM220 208V207H219ZM231 208H233V209H231ZM246 208V209H245ZM32 209V208H31ZM153 209H156V210H153ZM157 209H160V210H158L157 211ZM195 209V210H194ZM235 209H238V210H235ZM248 209H250L249 211H252L253 209H255L256 210V212L254 213V214H256V215H250V216H246V218L247 217H250V219H252L251 221H249V219L247 220V221H245L246 220V218H245V215L244 214H246V212L245 211H247ZM123 210H124V214H123ZM141 210V211H140ZM161 210H163V211H161ZM173 210V211H172ZM177 210V211H176ZM194 210V211H193ZM221 210V211H220ZM29 213H27V212ZM126 211V212H125ZM167 211H168V213H167ZM181 211V212H180ZM189 211H190V213H189ZM224 211V212H223ZM241 211V212H242ZM261 211V212H260ZM129 212V213H128ZM150 212V213H149ZM157 212V213H156ZM192 212V213H191ZM221 212H223V213H221ZM11 213H13L14 215H15V217H16V219H18L19 220V222H21V225L19 224V222L15 219V217L14 216H11L12 214ZM24 213H27V214H25L24 215ZM30 213H31V215H30ZM151 213H152V215H151ZM163 213H165V214H163ZM166 213L168 214V215H166ZM173 213V214H172ZM177 213H178V215H177ZM261 213V214H260ZM129 216H127V215ZM138 214V215H137ZM142 214V215H141ZM144 214V215H143ZM145 214H147L146 216H145ZM158 215L159 217H157V219H156V217H154L155 218V223H153V220L151 221L152 223L151 224H148L147 226H146V224L147 223H145V221L147 220L148 221V219H146L145 218V220H143V218L144 217H147V216H149V219H150V217L151 216H155V215ZM159 214H162V216L160 217V215ZM238 214V215H237ZM241 214V213H240ZM249 214H251V213H249ZM258 214V215H257ZM29 215L30 216H33V218H34V220L32 219V217H29ZM125 215V216H124ZM134 216V218H130V217H133ZM151 215V216H150ZM182 215V216H181ZM189 215V216H188ZM230 215V214H229ZM259 215H261V217H259ZM75 216V217H74ZM77 216V217H76ZM137 216V220L135 219V217ZM141 216V217H140ZM143 216V217H142ZM166 218H165V217ZM171 216V218H169ZM223 216V215H222ZM255 216H257V217H255ZM4 217V218H5ZM16 220V221H14V219ZM18 217V218H17ZM59 217V218H58ZM75 218V219H73V218ZM80 218V219H78V220H76V218ZM121 217V218H120ZM125 217H127V219L125 218ZM179 217H180V219H179ZM190 217V218H189ZM225 217V216H224ZM58 218V219H57ZM63 218H68L66 221L63 219ZM148 218V217H147ZM151 218H153V217H151ZM162 219V220H160V219ZM175 218H177L178 220L177 221H175ZM182 218V219H181ZM61 219H63L62 221H59V220H61ZM123 219V220H122ZM132 219V220H131ZM171 221H174V223H175V226H174V223L173 222H170V220ZM244 219V220H243ZM57 220V221H56ZM80 220L82 221V222H80ZM126 220V221H125ZM140 220H143V221H140ZM166 220H169L168 221V225L171 223V225H173V230H170V228L167 230V231H170L171 233H167V232H165L164 230L165 229H163V228H166V225H167V221ZM184 220H186V221H184ZM234 220V219H233ZM260 220V222H258ZM28 221V222H29ZM64 221V222H63ZM70 222V223H67V222ZM75 221H77V222H75ZM136 223H135V222ZM146 221V222H147ZM159 221H161V222H159ZM242 221H245V223H246V225H245V223L244 222H242ZM252 221H253V223H255V225H252L253 223H252ZM257 221V222H256ZM14 222V223H13ZM17 222V223H16ZM59 222H62V223H59ZM73 222V223H72ZM80 224H79V223ZM122 222H123V225H122ZM139 222V223H138ZM163 222V223H162ZM164 222H165V224H164ZM170 222V223H169ZM248 222H251V224L250 223H248ZM134 223H135V225H134ZM144 223H145V226L147 227H145L144 228ZM148 223H150V221L148 222ZM158 223V224H157ZM18 224V225H17ZM28 224V225H27ZM134 226H132V225ZM162 224V225H161ZM164 224V225H163ZM242 224H244V225H242ZM128 225V226H127ZM137 225H139V226H137ZM141 225H142V227H141ZM149 225H151V226H149ZM160 225H161V227H160ZM177 225H179V224H177ZM229 226H230V224H229ZM233 226V227H232ZM249 227L250 226V229L249 228H247V227ZM125 227H127L128 229H126ZM131 227V228H130ZM167 227H170V225L169 226H167ZM179 227V228H178ZM177 228L178 229H180V226H178ZM194 228H195V225L193 226ZM192 227V230H194V228ZM228 227V226H227ZM226 227V228H227ZM21 228H22V230L23 231H25V232H27V235H28V237L26 236V235H23V234H25V232L24 233H22L21 234ZM27 228H28V230L29 231H27ZM135 229V230H133V229ZM139 228V229H138ZM142 228V229H141ZM130 229V230H129ZM160 229V230H159ZM161 229H163L162 230V233H161ZM167 229V228H166ZM250 230L251 232H247V230ZM255 229V230H254ZM31 230V231H30ZM138 230V231H137ZM196 230H198V229H196ZM243 230V231H242ZM125 231V232H124ZM129 231V232H128ZM131 231V232H130ZM149 233H148V232ZM164 231V232H163ZM179 231V230H178ZM253 231H256L255 233V237H254V233H253ZM31 232V233H30ZM137 232H138V235H136L137 234ZM143 232H145L146 234H144ZM194 232V231H193ZM229 232V233H228ZM243 232V233H242ZM246 232V233H245ZM30 233V234H29ZM131 233V236L129 235ZM142 235H141V234ZM147 233H148V235L150 236L152 233V235L149 237L148 235H147ZM173 233H174V231H173ZM231 233V234H230ZM248 233V234H247ZM4 234V235H3ZM123 234V235H122ZM161 234H163L164 236L162 237V235ZM245 234H247L246 236H245ZM27 238H26V237ZM137 236V237H136ZM140 236V237H139ZM230 236V237H229ZM245 236V237H244ZM25 237V238H24ZM141 237H142V241H140L141 240ZM143 237H145V239L143 238ZM147 237V238H146ZM166 237V238H165ZM239 237V238H238ZM16 238H18V239H16ZM130 238H133V239H131L130 240ZM134 238H136L138 241V247L139 246H141L142 248H144L143 250H142V248H141V254L139 253V249L140 248H137V247H135V245H137V242L136 241H134V243H132L133 241L132 240H135ZM139 238H140V240H139ZM149 238V239H148ZM157 240H156V239ZM161 238H165V241H164V239H161ZM170 238V239H169ZM238 238V241L236 240ZM147 239V240H146ZM159 239V240H158ZM223 241H222V240ZM241 239H245L244 240V245H243V247H240V246H242V243L243 242H241V243H239V240H241ZM251 239V240H250ZM0 240V241H1ZM155 240V241H154ZM231 240V241H230ZM158 241H160V242H158ZM171 241V242H170ZM225 241V242H224ZM243 241V240H242ZM253 241V242H252ZM155 244H154V243ZM169 242V243H168ZM249 242V243H248ZM166 243H168V244H166ZM171 243V244H170ZM223 243V244H222ZM238 243V244H237ZM130 244V245H129ZM133 246H132V245ZM141 244H144L143 246L141 245ZM162 244V245H161ZM167 245V249H166V251L168 252V253H166L167 255L165 256L166 258H164V255H163V257H162V254H164L163 252L161 253V251L163 250L164 251V247H162V246H165V245ZM170 244V245H169ZM212 244V243H211ZM145 245H146V247H145ZM238 245H239V247H238ZM168 246H170V247H168ZM174 246V247H173ZM225 246V247H224ZM230 246V248H228ZM133 247H135L136 249H138V250H135V248L133 249ZM174 249H173V248ZM152 248V249H151ZM166 248V247H165ZM169 248V249H168ZM171 248V249H170ZM215 248H216V250H215ZM226 248V249H225ZM155 251H154V250ZM160 251H159V250ZM162 249V250H161ZM222 249V250H221ZM225 249V251L224 252H226L225 254H226V256L223 254L224 252H223V250ZM127 250H130L129 252L127 251ZM133 250V251H132ZM169 250V251H168ZM215 250V251H214ZM137 251H138V253H137ZM145 251V252H144ZM147 251H149V252H147ZM152 251H154V252H152ZM137 253V254H134V253ZM155 252H156V254H155ZM170 252V253H169ZM176 252V255H180V256H178V258H177V256L174 254ZM218 252V253H217ZM221 252H223V253H221ZM145 253V254H144ZM147 253V254H146ZM149 253V254H148ZM220 253H221V256H220ZM142 254H143V256H142ZM154 254V255H153ZM161 254V255H160ZM172 254V255H171ZM140 255V256H139ZM145 255V256H144ZM152 255L153 256H155V257H157L156 259H158V260H156L154 257H152ZM187 255H188V253H187ZM190 255V254H189ZM188 255V256H189ZM137 256V257H136ZM139 256V257H138ZM147 256H149V257H147ZM159 256H161L162 258H158ZM187 256V257H188ZM219 256V257H218ZM142 257V258H141ZM151 257V258H150ZM172 259H171V258ZM191 257V256H190ZM189 257V258H190ZM221 257V259H218V258H220ZM138 258H141L142 260H141V262H140V259H138ZM150 258V259H149ZM164 258V259H163ZM138 259V260H137ZM149 259V260H148ZM153 259L155 260V261H157V262H155V261H153ZM160 259V260H159ZM162 259H163V261H162ZM177 261H176V260ZM182 259H184V258H182ZM167 260V261H168ZM175 260V261H174ZM190 260V259H189ZM189 260H187L188 262L186 263V264H194L193 263V261H189ZM111 261V262H110ZM150 261H151V263H150ZM153 261V262H152ZM166 261V262H167ZM174 263H173V262ZM181 262V261H180ZM185 262H186V260H185ZM214 262V263H213ZM182 264V263H181Z\"/></svg>", "mask_w": 264, "mask_h": 264}]
</instances>
